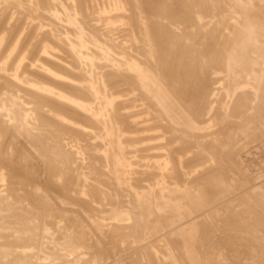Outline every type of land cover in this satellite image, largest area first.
<instances>
[{
    "label": "bare ground",
    "instance_id": "1",
    "mask_svg": "<svg viewBox=\"0 0 264 264\" xmlns=\"http://www.w3.org/2000/svg\"><path fill=\"white\" fill-rule=\"evenodd\" d=\"M6 1H8L9 2V4H10V2L13 4L14 2V4L16 5V4H18V6L20 5V6H22L23 8H25V9H27L28 10V13H29V11H31L29 14H31L32 13V15H34V14H37V16L39 17V15L41 16V19H44L45 18V20H43L44 22L45 21H49L48 23L49 24H51V23H53V22H56L57 24H58V26L57 25H55L57 28H58V30H59V33H57V31H55V27H54V24H52L53 25V27H51L50 29H47V36H49L50 35V38H53V40H54V42L55 41H57V44H59L58 42H60V43H62V46L59 44V46L60 47H63L64 46V48L65 49H63V51L65 52V55H63V56H61V52H59V53H56V55L54 54V56L56 57V56H58L60 59H62V60H64V61H58V60H56V62H59L60 63V65H58L59 67L57 68H55V66L57 65V64H59V63H55L54 65L52 64V62L51 61H46V60H44V58L41 56V59H43V61H41V63H39V62H34L33 60V64L35 63V64H37V66H35V64H34V66H33V68H31L32 69V71H31V73H35L36 72V74L37 75H34V76H37V79L35 78H31V76L33 75V74H30L29 75V73L30 72H28V71H24L25 73H28L27 75H25V76H23V68L26 70L27 68H29V67H27L26 68V65L28 66V63L26 62V61H24V62H22V63H20L19 64V66L15 63V65H17L18 67H17V72H16V74H15V77H13L12 76V72H10L9 70H8V68H10V64L11 63H7V64H9L8 65V68H7V65H0V97L3 99V97L5 98V99H7L8 100V103H5L6 102V100L5 101H1L2 102V105H3V103H5V104H7V105H4V108H3V110H0V121H2L3 119H4V121H7V123H5V124H8V123H10V124H14V125H16V126H18V127H20V128H22L20 125H19V122H21V120H23V119H26V124L24 125L25 127H23V130L24 131H26L27 133H31V132H34L35 130H34V128L36 127V126H34V124H33V118L35 117V118H38V120H40L39 118H41V120H43V124H46L47 123V125H49V128L48 127H46L47 129H48V133L46 132V134H47V137H46V135H41L42 137H46L45 139H44V141H43V138H41V136H40V138L42 139V143L40 144V146L43 148V149H45V151H46V154L49 156L48 157V160H49V162L47 163L46 162V158L44 159L45 160V162H46V166L48 167V165L47 164H50V169L47 171L49 174L46 176V181H47V183L46 184H48V186L50 187V189L48 188V190H50L51 192H53V194L55 195V199H57V198H61L60 200H62V199H65V201H62V202H66L67 200L69 201H71V202H74V204L73 203H71V205H77V204H79L80 203V205H82L83 204V207H84V205H86V206H88L90 209H91V207H90V202H92V201H88L89 199H86V198H88V197H85V196H82V194L83 193H86L87 195H90V194H96V195H98L97 194V191L98 192H100L98 189H99V184H102L101 186H103V185H107L108 186V189H110L111 191L110 192H108V190H105L104 192L106 193V191L108 192V194H110V201H111V195H112V200H113V203H108L109 205L107 206L106 204H103L104 203V201H105V199H106V197H105V199H104V201H102L103 203V206H105V208H106V210L104 209H100L102 206V204H100L101 203V201L100 200H103V195H102V193H101V196H102V199H100L99 201H100V205L98 204V206L100 207H98L97 205V207L99 208V209H97L96 207H93V209H95V210H97V211H100V213L102 212V211H107V212H103L102 214L103 215H105V213L106 214H108V215H106L105 217H102V219L104 220V218L106 219V218H108V219H111L112 221H113V223H112V226H110V225H108L106 222V224L108 225H106L107 226V229H108V227L110 226V227H112V229L110 230L111 231V238L112 237H116V236H118L119 237V235L118 234H122V235H124V234H126L127 233V236H126V238L127 239H129L128 237H129V231L127 230L128 228H129V225H130V223L129 224H127V221L129 222V215L131 214H133L134 213V211L132 210V209H130V208H128L127 206H131V205H129V203H128V205H127V202H125L124 200L126 199H124L123 200V203L125 202V204L127 205L126 207L127 208H125V206L122 204V198H124V197H122L121 196V193H122V189L123 188H125L124 187V183H125V181H127V177H126V174H127V169L128 168H130V167H128V166H133V165H136V164H133V162H131L129 159H132V157L135 155H133V156H131L130 154L132 153L133 154V152H132V150L131 149H133L132 147L135 145V147H136V145L138 144V143H141L142 145H144V147H140V148H143V149H146V150H141L142 151V153L144 152V151H147V150H152L153 148H158L159 149V151H152V153L151 152H149L148 154H146V156L148 157V159L147 160H144V162H147V161H151V163H152V165H154V164H156V166L158 167V168H160V170L161 171H159V172H156L155 173V175L156 176H154V177H159V176H161V178H159V179H156V180H153L154 182L153 183H149L148 182V180L146 181V177H145V180H143V181H146L148 184H145V182H144V184H143V181H140L139 179H137L138 178V175H137V180L136 181H138V182H142V185L139 183L138 184V182H136V183H133L132 184V182H131V189H134L135 188V190H130V187H129V189L128 188H126V190L128 189V190H130V192L129 193H131V191H133L132 193H134V195L136 196V204H134V205H138V206H141V208L144 210L145 209V212L147 213V215L146 214H144V215H146L147 216V218H146V216H145V218L146 219H141L140 217H138V218H140L141 220H139V219H137L136 220V225H137V227H143L144 228V231L142 232V234L144 233V235H143V237H146L145 236V234H147L148 232H150L149 231V229L150 230H152V227H149L150 225L149 224H154L155 222V225H151V226H156L157 227V229H158V231L157 230H155L154 228H156V227H153V229L155 230V231H157V232H159V231H161L162 229H165V228H168V226L167 225H169L170 226V223H171V219H170V217H172V216H176V214H178L177 212H176V214H171V213H169V208H172L173 206H168V204L165 206L166 208H164V206H163V204H164V202H162L160 199H158V200H160V201H158L156 198L157 197H160V196H162L164 193L165 194H167V192H166V190H167V186H166V181H164L163 179L166 177V175H167V171H169L170 170V168H172V167H170V164L171 163H175L176 161H175V159H179L180 160V162L182 161V156H180L179 157V153L177 154L178 155V157H175L174 155H173V153L171 152V150L169 149V148H167V146L168 145H171V144H169L168 143V145H166L165 143H163L162 141H164L167 137H169V135L167 136V135H165V133L167 134V132H162L161 130L160 131H158L159 133H157L156 134V132H153V133H149V134H147V133H145V132H142V129H144V130H146V132H152L153 130H155V129H157L156 127H160V126H162V128H165V127H167V129L168 130H170V128H171V131H170V133L172 132V131H174V132H179L178 134H182L183 135V138L185 139V137L186 138H188V139H192L193 141L192 142H195V145L197 146L196 148L199 150V151H201V150H203V149H205L207 146L206 145H208L209 146V144H210V141L212 140V139H215V141H216V139L218 138L217 136H213L212 137V139H210V140H208L207 139V137L208 136H210V135H214L213 134V125H215V124H218V122L220 121L219 120V118L220 119H222L221 118V116H224V118L226 117V119L225 120H223L222 119V121H223V123H224V125H225V123H229V125H227V128L231 125L232 126V128L235 130V134H234V137H235V135L237 136L238 134H240V131H243V129H242V127L244 126V121L245 120H247V119H249L251 122H253V123H255V124H257V127L255 128V131L254 132H252V133H256L257 135H260L261 137H264V0H223L227 5H228V8L230 7L231 9H227V10H231V14L229 13H227V16L228 17H231L232 19H233V21L231 22L230 20H228L229 22H231L230 23V25H225V26H223V30L224 31H222V30H220V32H217V34L215 35H213L212 34V36H213V38H215V36L217 37V38H221L222 36H223V39L221 40V42L219 41L217 44L220 46V48H216V47H214V43L213 42H211L210 41V43L208 44V46L210 45V46H212L213 48H216V49H218L219 50V52H220V54L218 55L219 56V58L221 59V60H219L218 62H219V64H220V66L218 67V65H216V66H214L213 68H215V67H218V69L219 70H221V73H222V75L221 74H219V72H218V74L219 75H221V76H219V77H217L219 80H220V87H218L219 89V95L218 94H216V95H218V98H217V102H216V104L218 103V106L217 105H215L216 107H218V108H216V110H214L215 108H214V105L212 106V104L213 103H210V105H211V109H209L208 107H207V104H206V107L207 108H205L206 110L207 109H209L208 111H205V112H209L208 114H206L205 112H203V113H205V115L207 116L206 118H204V115H202L203 117V119L201 120L200 118H201V115L199 116L200 118H198L197 117V113H198V115L200 114L199 112H197V113H195L196 111H197V109H196V104L194 105L195 107H194V109H192L193 107H192V105H190V106H188V105H186L185 104V102H186V100H187V98H186V95H187V91L185 92V90H188L189 91V89H183L184 91H183V93L185 92V94H184V96L185 97H182V95H183V93H179L180 91H179V88L178 87H176V86H179V85H176L175 86V84L174 83H172L171 82V80L169 81V78L166 76L167 75V73H166V75H165V71H162L161 72V70H164V69H160L161 68V65L162 64H160L161 62L163 63L164 61H166L167 59H165V60H163L164 59V57L166 58H169L168 56H164L163 57V54L162 55H160L161 56V58H159L160 59V61H159V59L157 58V56L158 57H160L158 54H157V56L155 55L156 53H153L154 52V50H153V52L152 51H147V52H149V54L147 53V54H145V53H143V52H145L146 50H149V49H147L146 48V46L148 47V45L150 46L151 44L153 45V43H147V45L146 44H144V42H143V40L141 41V42H143V44H144V46H145V48L146 49H143L142 48V44L141 43H139L138 41H136L138 44H141L142 46H140L141 47V49L140 48H137V49H140V52H138V53H142L143 55H142V57H138L136 54H134V52H130L131 50H129L130 48H131V44H130V46H129V48H127V46L125 45L126 44V42H125V44H122V40L119 42V43H115V41H116V39H114V42L112 41L111 42V40H109V39H107V37H108V35H107V37H103L104 35H106V33L105 34H103V32H105V31H103V28H102V26H101V28L102 29H100L99 27V30H101L102 31V33L101 34H103V36L100 34V32L98 31H96V30H98V28L97 29H95V32H93V30H92V26L93 25H91V29H90V27H88L87 26V24L88 25H90V23L92 22V21H94L93 20V18L91 17H88L89 15H91L89 12H87V14H88V16H85L86 14H85V12H83V11H81V13H82V16H83V13L85 14L84 16L85 17H88V18H90V19H92V21L90 22V23H87V22H89V19L88 18H85V20L86 19H88V20H84V19H82L81 18V16H80V12H79V7H78V2L80 1H76L75 2V0H39V1H46L45 2V4H47V5H45V6H47L46 8H45V6H42V7H44L45 8V10H44V8H42V7H40V6H38V7H35L36 6V3L38 4V0H5V2ZM81 1H83V0H81ZM116 1V0H115ZM136 2L135 3V5L136 4H141V3H143V2H147V4H148V6H149V3H152V2H154L153 0L151 1V2H149L148 3V1H150V0H133V2ZM157 1V0H156ZM165 1V0H164ZM163 1V2H164ZM172 1V0H171ZM170 1V2H171ZM183 1H185V0H183ZM195 1V0H194ZM194 1H192L193 3H194ZM199 1V0H198ZM201 1V0H200ZM208 1H210V0H208ZM207 1V2H208ZM220 1H222V0H220ZM220 1L218 2L219 3V5H220ZM2 2H3V0H2ZM1 2V3H2ZM89 2V1H88ZM88 2H86L87 4H88ZM123 2V1H122ZM127 2V1H126ZM130 2H131V0L129 1V4H130ZM169 2V1H168ZM186 2H187V0H186ZM191 2V1H190ZM189 2V4H191ZM216 2H217V0H216ZM4 3V2H3ZM42 3V2H41ZM76 3H77V6H76ZM83 3H85L84 1H83ZM83 3H81L82 5H80V6H82V8H83ZM160 3H162V2H159L158 1V3H156V4H160ZM175 3V2H174ZM181 3V2H180ZM188 3V2H187ZM187 3L186 4H184V5H187ZM199 3V2H198ZM212 3H214L213 2V0H212ZM218 3H216V5L218 4ZM222 3V2H221ZM8 4V3H7ZM7 4H5V5H7ZM80 4V3H79ZM87 4H85L86 6H89L91 3L89 2V5H87ZM95 4V3H94ZM121 4V3H120ZM125 4V3H124ZM128 4V3H127ZM128 4V5H129ZM134 4V3H133ZM153 4V3H152ZM171 4V3H170ZM172 4H173V2H172ZM182 4V3H181ZM188 4V6H187V8H189V5ZM203 3H201V5H202ZM215 4V3H214ZM224 4V3H223ZM3 5V4H2ZM1 5V6H2ZM107 5V4H106ZM112 6H113V2H112V4H111ZM142 5V4H141ZM157 5V6H158ZM193 5V4H192ZM196 5V4H195ZM201 5H198V6H201ZM209 6H210V4H208ZM222 5V4H221ZM8 6V5H7ZM20 6H19V8H20ZM85 6V7H86ZM92 6V5H91ZM95 6V5H94ZM100 6V5H99ZM115 6V5H114ZM121 6V5H120ZM125 6V5H124ZM132 7L133 8V5L131 4V5H129V6H125L127 9H128V7ZM143 6V5H142ZM145 6V5H144ZM154 6L155 5H152V7L154 8ZM156 6V7H157ZM178 6V5H177ZM180 6V5H179ZM183 6V5H182ZM104 7V6H103ZM107 7V6H106ZM139 6H137L136 8H135V6H134V8H135V10L138 8ZM156 7H155V9H154V13H155V11L156 10H158V15H159V11H160V9H156ZM159 7V6H158ZM157 7V8H158ZM160 7H164V4L162 5V6H160ZM159 7V8H160ZM194 7V6H193ZM215 7V6H214ZM3 8H5V6L4 7H2V9ZM22 8V9H23ZM88 9H89V7H87ZM94 8H96V7H94ZM119 8V7H118ZM143 8V7H142ZM149 8V7H148ZM150 8H151V6H150ZM165 8V7H164ZM164 8H163V10H162V12L164 11ZM166 8H167V5H166ZM168 8H169V6H168ZM197 6L195 7V10H193V11H198L197 9H199V8H197ZM201 8H204L205 9V5H204V7H201ZM200 8V9H201ZM211 8V7H210ZM213 8V7H212ZM219 8H221V6L219 7ZM218 8V9H219ZM226 8V7H225ZM0 9H1V7H0ZM12 9V8H11ZM15 9V8H14ZM21 9V8H20ZM24 9V11H26ZM38 9H43V12H39V10ZM91 11H92V13H93V8L91 7ZM99 9V8H98ZM183 9H185V8H183ZM204 9H202L203 11H204ZM222 10L224 9V8H221ZM16 10V9H15ZM81 10H84V9H81ZM86 10V9H85ZM84 10V11H85ZM104 10V9H103ZM116 10V9H115ZM118 10V9H117ZM129 10L131 11L132 9H130L129 8ZM129 10H127V12L129 11ZM135 10H133V11H131L132 12V14L134 13V11ZM139 10H141L140 9V7H139V9H138V11ZM144 10H145V8H144ZM143 10V11H144ZM175 10V9H174ZM208 10H210L209 8H208ZM208 10H206V11H208ZM212 10V9H211ZM216 10V11H215ZM215 13L216 12H218L219 10H217V8H215ZM222 10H220L221 12H222ZM9 11V10H8ZM20 10H18V12H19ZM23 11V10H22ZM90 11V10H89ZM90 11V12H91ZM95 11H98L97 9L96 10H94V12ZM137 11V10H136ZM135 11V12H136ZM169 11H171V10H169ZM168 11V12H169ZM182 11V10H181ZM189 11H192V10H190L189 9ZM189 11H188V9H187V11H186V13L188 12L189 13ZM192 11V12H193ZM223 11H226V10H223ZM27 12V11H26ZM102 12V11H101ZM141 12V11H140ZM152 12V11H151ZM161 12V13H162ZM165 12V11H164ZM163 12V13H164ZM201 12V11H200ZM200 12L198 11V13L199 14H195L196 16V19L198 18L200 21H205V19H206V17H205V19L203 18L204 16L202 15H200ZM205 12V11H204ZM4 13V12H3ZM16 13V12H15ZM104 13V12H103ZM109 13V12H108ZM115 13V12H114ZM130 13V12H129ZM144 13L145 12H143V15H144ZM153 13V12H152ZM155 13V14H156ZM167 13V12H166ZM165 13V14H166ZM172 13H173V10H172ZM175 13H178V12H176L175 11ZM203 13V12H202ZM207 13V12H206ZM208 13H211V11L209 12L208 11ZM208 13L206 14L207 16H208ZM94 14H96V12L94 13ZM132 14L130 15L131 16V20H134L135 21V18L134 17H132ZM137 14V13H136ZM168 14V13H167ZM171 14V13H170ZM179 14V13H178ZM205 14V13H204ZM212 14V13H211ZM221 14V13H220ZM223 14V13H222ZM0 15H1V13H0ZM4 15V14H3ZM5 15H7V14H5ZM103 15V14H102ZM108 15V14H107ZM125 14L123 13V12H121V13H115V16L114 15H111L110 17H107V21H115V18L114 17H122L123 18V16H124ZM138 16L140 15V13H138L137 14ZM142 15V16H143ZM152 15H154V14H152ZM157 15V16H158ZM182 15V14H181ZM181 15H179V17L181 16ZM184 16H185V14H183ZM182 15V16H183ZM187 15V14H186ZM215 15V14H214ZM217 15V14H216ZM224 15V14H223ZM225 15H226V12H225ZM225 15H224V17H225ZM30 16V15H29ZM84 16H83V18H84ZM101 16V15H100ZM105 16V15H104ZM135 16V15H134ZM137 16V18L136 19H139V17ZM145 16V15H144ZM147 16V15H146ZM145 16V17H146ZM148 16L150 17L151 16V13H150V15L148 14ZM146 17V18H149V17ZM154 16H156V15H154ZM154 16L152 17V18H154ZM156 16V17H157ZM165 16H167V15H165ZM169 16V15H168ZM171 16V15H170ZM174 17L176 16V15H173ZM181 16V17H182ZM193 16V15H192ZM30 17H34V16H30ZM38 17H37V19H38ZM43 17V18H42ZM103 17V16H102ZM105 17V18H106ZM178 17V16H177ZM180 17V18H181ZM190 18H191V16H189ZM188 17V18H189ZM213 17V16H212ZM220 17V16H219ZM7 18V17H6ZM20 18V17H19ZM40 18V17H39ZM94 18H95V16H94ZM100 18V17H99ZM104 18V17H103ZM116 18V19H117ZM134 18V19H133ZM140 18H142V17H140ZM145 18V19H146ZM151 18V17H150ZM146 19L148 22H149V20H151V19ZM160 18H162V17H157L156 18V20L157 19H159V21H160V23H161V19ZM165 18V17H164ZM167 18V17H166ZM170 17H168V19H169ZM179 18V19H180ZM184 18V17H183ZM182 18V19H183ZM185 18H186V16H185ZM188 18H186V19H188ZM189 18V19H190ZM209 18V17H208ZM214 18H216V17H214ZM227 18V17H226ZM15 19V18H14ZM13 19V20H14ZM21 19V18H20ZM40 19V20H41ZM49 19V20H48ZM102 19V18H101ZM114 19V20H113ZM119 19V18H118ZM121 19V18H120ZM145 19H143V20H145ZM155 19V18H154ZM171 19V21H173L174 22V19L175 18H170ZM169 19V20H170ZM173 19V20H172ZM176 19H178V18H176ZM178 19V20H179ZM182 19H181V21H182ZM210 19V18H209ZM220 19V18H219ZM230 19V18H229ZM231 19V20H232ZM6 20V19H5ZM13 20H11V22L13 21ZM106 20V19H105ZM104 20V21H105ZM127 20V19H126ZM129 20H130V18H129ZM131 20H130V22H128V23H131ZM156 20H154L155 22H156ZM185 20V19H184ZM191 20H193V18H191ZM187 21V23L188 22H190L188 25H192V21ZM218 20V19H217ZM220 20H224V23H225V19L224 18H222V19H220ZM3 21V20H2ZM7 21V20H6ZM25 21V20H24ZM43 21H41V22H43ZM51 21H53V22H51ZM103 21V20H102ZM101 21V22H102ZM107 21H105V22H107ZM124 21V20H123ZM140 21V20H139ZM139 21H137L136 22V26H138V22ZM141 21H142V19H141ZM153 21V22H154ZM164 21V20H163ZM168 21V20H167ZM180 21V20H179ZM178 21V22H179ZM186 21V20H185ZM184 21V22H185ZM194 21H197V20H193V22ZM221 21V22H222ZM33 22V21H32ZM38 22V21H37ZM43 22V24H45ZM95 22V21H94ZM100 22V23H101ZM142 22H144V21H142ZM144 22V23H146L145 25L146 26H142V24L144 25V23H142V24H140V26H141V28L143 27V28H145V30H147L148 29V27H150V30H149V32L152 30L151 29V26H149V23L151 22ZM169 22V21H168ZM207 22H209L208 24L209 25H212V20H209V21H207ZM217 22H220V21H217ZM217 22H216V26H218L217 25ZM25 23V22H24ZM39 23V22H38ZM37 23V24H38ZM55 23V24H56ZM96 23V22H95ZM95 23H92V24H95ZM115 23H116V21H115ZM118 23V22H117ZM116 23V24H117ZM122 23V22H121ZM125 23V22H124ZM123 23V24H124ZM133 23V22H132ZM140 23V22H139ZM147 23H148V26H147ZM157 23V22H156ZM160 23H159V25H160ZM164 23H166L165 21H164ZM195 23V22H194ZM199 23V22H198ZM202 23V22H201ZM214 23H215V20H214ZM223 23V24H224ZM1 24V23H0ZM15 24H16V22H15ZM30 24H32V23H30ZM59 24L61 25V27L59 28ZM102 24V23H101ZM112 23H110V25H111ZM161 24H163V22L161 23ZM171 24V23H170ZM179 24H180V22H179ZM200 24V23H199ZM204 24V23H203ZM219 24V23H218ZM3 25V24H2ZM9 25V24H8ZM39 26H40V24H38ZM46 25V24H45ZM97 25V24H96ZM100 25V24H99ZM113 25V24H112ZM117 25H120V24H117ZM172 25V24H171ZM175 25V24H174ZM181 25H183V22H182V24ZM180 25V26H181ZM191 25L189 26V28H190V32L191 33H193L192 32V30H194V32L196 33V30L195 29H191ZM221 25V24H220ZM219 25V26H220ZM17 26H19V25H17ZM109 26V25H108ZM107 26V27H108ZM156 26V25H155ZM154 26V27H155ZM170 26V25H169ZM184 26L185 25H183V28H184ZM187 26V25H186ZM185 26V27H186ZM199 26V28H200V25H198ZM205 26H208L207 25V23H206V25H204V27ZM3 27V26H2ZM6 27V26H5ZM11 27V26H10ZM28 27V26H27ZM32 27V26H31ZM117 27V26H116ZM119 27V26H118ZM117 27V28H118ZM125 27V26H124ZM127 27V26H126ZM133 27V26H132ZM146 27H147V29H146ZM164 27V26H163ZM171 28H172V26H170ZM177 27V26H176ZM179 27V26H178ZM192 27L193 28H195L196 26H193L192 25ZM211 27V26H210ZM207 28V27H205V29L207 28V29H211V28ZM33 28H35V27H33ZM32 28V29H33ZM37 28V27H36ZM39 28V27H38ZM87 28H89L90 30H88ZM95 28V25L93 26V29ZM109 29L108 30H111L110 28L111 27H108ZM139 28V27H138ZM143 28H142V30H143ZM157 28V27H156ZM155 28V31H157V29H161L160 27L159 28H157L156 29ZM174 28H175V26H174ZM181 28H182V26H181ZM187 28H188V26H187ZM187 28H184L185 30L187 29ZM197 28V27H196ZM2 29V28H1ZM114 29V28H113ZM125 29H127V28H125ZM125 29H123L124 31H125ZM130 29H131V27H130ZM140 29V28H139ZM167 29H168V26H167ZM204 29V30H205ZM220 29V28H219ZM219 29H216V30H218L219 31ZM9 30H11V29H9ZM19 30V29H18ZM20 30H21V28H20ZM19 30V31H20ZM28 30V29H27ZM41 30V29H40ZM92 30V31H91ZM108 30H106V31H108ZM134 30H136V27L134 28ZM138 30V29H137ZM142 30H140L139 32H141ZM163 30V29H162ZM166 30V29H165ZM164 30V31H165ZM173 30V29H172ZM177 30V32H181V29L179 28V30L178 29H176ZM176 30H173V32L174 33H176ZM212 30H214L213 28H212ZM212 30H210V31H212ZM46 31V30H45ZM63 31V32H62ZM127 31H129V28L127 29ZM130 31H133V29L132 30H130ZM144 31V30H143ZM160 30H158L157 31V33L159 32ZM163 31V32H164ZM170 30L168 29V32H169ZM200 31V30H199ZM198 30H197V33L199 32ZM14 32V31H13ZM12 32V33H13ZM126 32V31H125ZM125 32H124V34H125ZM134 32V31H133ZM137 32V31H136ZM147 32H148V30H147ZM148 32V33H149ZM154 32V31H153ZM172 32V31H171ZM172 32V33H173ZM184 32V31H183ZM186 32H187V30H186ZM186 32H184L183 33V35H185V37H186V39L188 40V38H187V36L186 35H188V34H186ZM203 32H205L206 33V35L208 34L207 33V30L206 31H203ZM15 33V32H14ZM40 33V32H39ZM43 33V32H42ZM44 33H43V36H44ZM65 34V35H62V34ZM108 33V32H107ZM126 33H128V32H126ZM151 33V36H153V34H152V32H150ZM170 33V32H169ZM171 33V34H172ZM202 33V32H201ZM201 33L200 34H198V35H201ZM211 33V32H210ZM8 34V33H7ZM6 33H5V35H7ZM111 34V33H110ZM130 34H131V32H130ZM135 34V33H134ZM137 34H139V33H137ZM140 34H142V32L140 33ZM146 34V33H145ZM156 34V33H155ZM4 35V34H3ZM12 35V34H11ZM23 35H26V34H23ZM33 35V34H32ZM37 35V34H36ZM121 35V34H120ZM136 35V34H135ZM148 34H146V36H147ZM150 35V34H149ZM148 35V36H149ZM157 35V34H156ZM166 35V34H165ZM164 35V36H165ZM175 34H172V36L173 37H175L174 36ZM176 35H177V33H176ZM180 35H182L181 33H180ZM182 35V36H183ZM191 35H193V34H191ZM190 35V36H191ZM196 35V34H195ZM194 35V36H195ZM41 36H42V34H41ZM42 36V37H43ZM113 36H114V34H113ZM112 36V37H113ZM124 36H127V35H124ZM133 36V35H132ZM132 36H130L129 35V37H131L132 38ZM137 36V35H136ZM142 36H145V35H141V37ZM158 36L160 37V34H158ZM168 36V35H167ZM181 36V37H182ZM189 36V35H188ZM194 36H192V37H194ZM211 36V34H210V38L212 37ZM5 37V36H4ZM7 37V36H6ZM14 37V36H13ZM26 38H27V36H25ZM24 36H22V38H25ZM35 37H39L40 39V41H41V44L43 45V43H42V40H44V39H46V38H48V37H46L45 38V36H44V39L42 38V37H40V36H35ZM110 37V36H109ZM140 37V38H141ZM155 37V36H154ZM157 37V36H156ZM155 37V38H156ZM169 37H171L170 36V34H169ZM177 37V36H176ZM184 37V36H183ZM182 37V38H183ZM196 37V36H195ZM202 37V36H201ZM201 37L200 38H197V39H200L201 40ZM207 37V36H206ZM205 37V38H206ZM21 38V39H22ZM50 38H48V39H46V40H49ZM114 38H116V37H114ZM124 38V37H123ZM133 38H135V39H140L139 38V35L137 36V38L136 37H133ZM151 39H153L152 37H150ZM154 38V39H155ZM158 38V37H157ZM166 38V37H165ZM164 38V39H165ZM209 38V37H208ZM212 38V39H213ZM225 38V39H224ZM2 39V38H1ZM11 39V38H10ZM142 39H144V38H142ZM147 39H148V37H147ZM146 39V40H147ZM154 39H153V42H154ZM159 39V38H158ZM169 39V38H168ZM174 38H172V40H173ZM204 39V38H203ZM5 40H7V39H5ZM18 40V39H17ZM36 40V39H35ZM34 40V41H35ZM38 40V39H37ZM36 40V41H37ZM38 40V41H39ZM52 40V39H51ZM52 40V41H53ZM113 40V39H112ZM125 40V39H124ZM132 40V39H131ZM141 40V39H140ZM150 40V39H149ZM169 40H171V38L169 39ZM172 40H171V42H169L170 44L172 43ZM175 40V39H174ZM177 40V39H176ZM179 41H181V39H178ZM177 40V43H173V45L174 44H178V46H179V41ZM199 40V41H200ZM205 40V39H204ZM204 40H202V42L204 41ZM214 40V39H213ZM212 40V41H213ZM2 41V40H1ZM22 41V40H21ZM52 41H51V43H52ZM148 41V40H147ZM146 41V42H147ZM189 41V40H188ZM198 41V40H197ZM206 41V40H205ZM209 41V40H208ZM215 41V40H214ZM6 42V41H5ZM19 41H17L16 42V44L18 43ZM30 42H31V40H30ZM54 42H53V44H54ZM117 42V41H116ZM131 42V41H130ZM149 42V41H148ZM157 42H159V41H157ZM157 42H155V43H157ZM162 42V41H161ZM166 42V41H165ZM175 42V41H174ZM190 42V41H189ZM193 41H191L190 43H192ZM195 42H196V39H195ZM202 42H200L201 44H202ZM7 43V42H6ZM32 43V42H31ZM37 43V42H36ZM40 43V42H39ZM44 43H45V40H44ZM136 43V44H137ZM154 43V44H155ZM186 44H188L187 42H185ZM199 43V42H198ZM4 44V43H3ZM2 44V45H3ZM23 44V43H22ZM33 44H35V42H33L31 45H33ZM40 44V45H41ZM56 44V43H55ZM56 44V45H57ZM127 44H128V42H127ZM135 44V43H134ZM136 44H135V49H136ZM169 44V46H168V49L170 48V47H172L171 45ZM180 44H182V43H180ZM193 44V43H192ZM204 44V43H203ZM215 44H216V42H215ZM217 44H216V46H217ZM8 45V47H10L11 45H13V43H10V44H7ZM15 45V44H14ZM21 44H19V47H21L20 46ZM35 45H37V44H35ZM34 45V47H37V46H35ZM55 45V46H56ZM94 45V46H93ZM168 45V44H167ZM176 45H174V46H176ZM190 45V44H189ZM194 45V44H193ZM221 45H222V47H221ZM54 46V47H55ZM115 46H117V48H115ZM134 46V45H133ZM154 46V48H155V45H153ZM156 46H158L157 44H156ZM165 46V45H164ZM173 46V47H174ZM178 46H176L175 48H178ZM182 46H185V45H183L182 44ZM195 46V45H194ZM193 46V47H194ZM196 46H198V44L196 45ZM4 47H6V45L4 46ZM13 48H14V46H12ZM25 47V46H24ZM41 47V46H40ZM56 47H58V46H56ZM139 47V46H138ZM158 47H161V45L160 46H158ZM172 47V48H173ZM181 46H179V49H181L180 48ZM187 47H192V46H187ZM187 47H184V50H183V52L185 51V48H187ZM192 47V48H193ZM11 48V47H10ZM13 48H12V51H13ZM15 48H17V46L15 47ZM26 48V47H25ZM28 48V47H27ZM31 48H32V46H31ZM30 48V49H31ZM38 48H39V45H38ZM51 48V47H50ZM49 48V46H48V44H47V46H44V51L43 52H45L44 54H46V53H49V54H52V51H51V49ZM149 48V47H148ZM153 48V49H154ZM164 48H167V47H164ZM189 49L188 50V48H187V50H188V52H187V50H186V52H184V53H182L181 52V55L183 56V58H184V55L185 56H188V58H191V59H194V62H195V59L198 61V58H197V56L199 57V52L197 53L196 51V53L198 54H196V53H194V51L193 50H195L194 48L193 49ZM199 48H201V45L199 46ZM204 48V47H203ZM8 48H6V50H7ZM19 49V48H18ZM22 49H24L23 48V45H22ZM40 49H42L43 50V46H42V48H40ZM53 49H55V48H53ZM59 49H61V48H59ZM128 49V50H127ZM134 49V48H133ZM143 49V50H142ZM152 49V48H151ZM156 49V48H155ZM158 50H160V48H157ZM156 49V50H157ZM162 49H163V47H162ZM207 49V48H206ZM205 49V50H206ZM3 50L4 49H0V53H2L3 52ZM5 50V51H6ZM16 50V49H15ZM20 50V49H19ZM33 49H31V51H32ZM145 50V51H144ZM164 50V49H163ZM173 50H174V48H173ZM197 50V49H196ZM199 50V49H198ZM218 50H215L217 53H215V51L213 52V53H215L214 55H216V54H218ZM2 51V52H1ZM4 51V52H5ZM12 51H10V50H8L7 52H12ZM17 51V50H16ZM28 51H29V49H28ZM30 51V53H32ZM37 51V53L40 51H38V49L36 50ZM55 51H57V50H55ZM61 51H62V49H61ZM62 51V52H63ZM134 51V50H133ZM169 51V50H168ZM166 52V54L167 53H170V52ZM171 51V50H170ZM6 52V53H7ZM14 52V51H13ZM18 52V51H17ZM24 52H27V51H24ZM42 52V51H41ZM159 52V51H158ZM203 52V49L201 50V54H203L202 53ZM207 52H208V50H207ZM30 53L28 52V54L30 55ZM160 53H162V52H160ZM159 53V54H160ZM173 53V51H171V54ZM174 53H175V51H174ZM209 53V52H208ZM211 53V52H210ZM20 54V53H19ZM39 54H41L40 52H39ZM44 54H41V55H44ZM62 54H64V53H62ZM145 54V55H144ZM194 54H196L197 56H195ZM212 54V53H211ZM222 54V55H221ZM2 55V54H1ZM4 55V54H3ZM2 55V56H3ZM15 55H16V52H15ZM28 55V56H29ZM53 55V54H52ZM167 55H169V54H167ZM196 57H194V56ZM204 55V54H203ZM220 55L222 56V58L220 57ZM1 56V57H2ZM4 56H6V54L4 55ZM8 56V55H7ZM10 56H12V53L10 54ZM17 56H18V54H17ZM17 56H14V57H17ZM26 56V55H25ZM31 56V55H30ZM29 56V57H30ZM46 56H48L47 54H46ZM46 56H44L46 59H47V57ZM140 56H141V54H140ZM144 56H146L145 58H143ZM181 56V57H182ZM205 56V55H204ZM203 56V57H204ZM211 56V55H210ZM209 55H208V57H210ZM217 56V55H216ZM217 56V57H218ZM14 57H13V59H14ZM28 57V58H29ZM35 57H36V55H35ZM37 57H38V55H37ZM180 57V56H179ZM201 57H202V55H201ZM207 56H206V58L209 60L210 58H208ZM5 58V57H4ZM4 58H3V60H4ZM28 58H26V59H28ZM49 56H48V60H49ZM57 58V57H56ZM171 58V57H170ZM213 57H211V59H212ZM218 58V59H219ZM11 59V58H10ZM9 60V59H7V60H9V61H14V60ZM18 59H20L19 57H18ZM36 58H34V60H35ZM40 59V58H39ZM38 59V60H39ZM106 60V61H109V62H111L112 64H113V66H115V67H117L116 68V72L114 71H111V70H109V71H107V69H104V67H108L107 66V62H103L104 60ZM176 59V58H175ZM190 59V60H191ZM201 59V58H200ZM207 59H206V61H207ZM211 59L209 60V61H211ZM216 59L217 58H215L214 57V60H215V62H216ZM2 60V61H3ZM21 60V59H20ZM52 60V59H51ZM100 60H103L102 62H100ZM171 60V59H170ZM185 60V58L183 59V64H184V61ZM189 60V59H188ZM205 59L203 58V61H204ZM5 62H6V60H4ZM16 61H18V60H16ZM36 61V60H35ZM40 61V60H39ZM45 61V62H44ZM53 61V60H52ZM160 62L159 64H157V62ZM168 61V60H167ZM181 61H182V59H181ZM186 61H187V57H186ZM208 62V61H207ZM212 62H213V59H212ZM18 63V62H17ZM165 63V62H164ZM163 63V64H164ZM172 63H173V61H172ZM180 63V62H179ZM187 63H188V61H187ZM186 63V64H187ZM191 63V62H190ZM206 63V62H205ZM204 63V64H205ZM214 63V62H213ZM4 64H6V63H4ZM174 64V63H173ZM192 64V63H191ZM194 64L195 63H193L192 65L193 66H191L190 68H192V67H194ZM200 64V63H199ZM201 64H202V62H201ZM200 64V65H201ZM203 64V65H204ZM210 63H208L207 64V67L208 68H210V66H208ZM214 64H218V63H214ZM108 65H110L111 66V64H109L108 63ZM157 65H159V66H157ZM164 65H166V64H164ZM163 65V66H164ZM175 65V64H174ZM197 65V64H196ZM206 65V64H205ZM12 66H13V68H14V65H13V63H12ZM113 66H111L112 67V70L114 69L113 68ZM171 66H172V64H171ZM179 67H180V69H181V67H182V64L180 63V65H178ZM178 66L176 67V65H175V67L176 68H178ZM111 67H109L110 69H111ZM166 67H170V64H169V66H166ZM165 67V68H166ZM186 67V66H185ZM188 69H190L189 68V63H188ZM12 68V69H13ZM97 68H99V69H101V70H97ZM184 68V67H183ZM196 68H198V65H197V67ZM201 68V67H200ZM203 68H206V66H203ZM213 68H212V66H211V69L213 70ZM30 69V68H29ZM103 69V70H102ZM167 69V68H166ZM165 69V70H166ZM179 69V70H180ZM186 69V68H185ZM188 69H187V72H188ZM193 69H195V67L193 68ZM215 69H217V68H215ZM217 69V70H218ZM10 70H11V68H10ZM115 70V69H114ZM172 71H170V73H168V75L170 76L171 75V79H173L172 77H175V76H177V73H181V71H179V72H177L178 70L176 69V70H173V69H171ZM202 70H204V69H202ZM206 70V69H205ZM210 69H208V71H209ZM212 70H210L211 72H213ZM10 73H9V72ZM30 71V70H29ZM43 72V73H45L44 74V78H46V80H53V82H48V81H46V80H44L42 77H43V73H42V75H41V72ZM111 71V72H110ZM167 71H168V69H167ZM166 71V72H167ZM177 72V73H174V72ZM189 71H192L191 73H189L190 75L191 74H193V73H195L196 72V69H195V72H193V70L192 69H190ZM208 71L206 72V71H203L204 73L206 72V73H208ZM215 71V70H214ZM21 72H22V74H21ZM108 72H110V73H108ZM112 72H113V75H116V73H119L118 74V79H119V82H120V84H121V81L120 80H122V79H124V81H122V83L124 82L125 84H127L126 86L127 87H129V92L128 93H130V92H133L134 91V95H133V98H125V96H128V94H126L125 92V94L123 93V90H128V89H126L125 87V89H123V90H120V89H118L117 88V91H116V86L119 84H117L116 82H115V79H113L114 80V82L117 84H115L112 80V82L113 83H109V82H111L109 79L112 77L111 75H109V74H112ZM164 72V73H163ZM182 72L183 73H186V71H183L182 70ZM198 72H200V69H197V72L196 73H198ZM163 73V74H162ZM196 73L194 74V76L196 75ZM205 73V74H206ZM200 74V73H199ZM210 74H213V73H210ZM209 74V76L210 77H212L211 75ZM119 75H122V79H120L119 78ZM185 75H187V74H185ZM190 75L188 76V77H190ZM198 75V74H197ZM208 74H206V75H201V76H207ZM215 75V74H214ZM111 76V77H110ZM179 76H181V75H179ZM178 76V77H179ZM182 76H184V74L182 75ZM209 76L207 77V78H209ZM110 77V78H109ZM117 77H114V78H117ZM124 77V78H123ZM185 77V76H184ZM193 77V76H192ZM197 78V80H198V77L199 76H196ZM109 78V79H108ZM113 78V77H112ZM182 78V77H181ZM187 78V77H186ZM195 77H193V79H194ZM206 78V77H205ZM206 78V79H207ZM175 79V78H174ZM173 79V80H174ZM176 79H177V77H176ZM175 79V80H176ZM183 79H185V78H183ZM191 79V78H190ZM190 79H188L189 81H190ZM196 79H194V80H196ZM203 79V78H202ZM202 79L201 80H199V82L200 81H202ZM213 79V78H212ZM216 79V78H215ZM215 79H213L214 81H217V79L215 80ZM177 81V80H176ZM184 81V80H183ZM189 81L187 82V83H189ZM205 81H207V80H204V82ZM209 81H211L210 83H212V80H211V78H209ZM208 81V82H209ZM179 82V81H178ZM190 82H194L193 80L192 81H190ZM196 82V81H195ZM195 82H194V85H195ZM198 81L196 82V84H197V87H198V89H199V87H200V89H203V90H197V91H200V92H198V93H201L202 95H203V97H202V103L205 105V103H208L209 104V101H210V99H209V97H210V95L212 94V92H211V90H212V88L214 89L215 88V86L214 87H212V88H210L209 89V85H212L213 86V84H214V82L212 83V84H207V82L206 83H204L203 81V83L201 82V84H203V85H201L200 86V83H199ZM219 82V81H218ZM217 82V83H218ZM183 83V82H182ZM120 84H119V87H120ZM179 84V83H178ZM185 84H186V81H185ZM111 85H112V87L114 88H112L111 87ZM122 86H123V84H121ZM189 85V84H188ZM194 85L193 84H190V86L188 87L187 85V87L188 88H190V90H191V88H194ZM218 85V84H217ZM182 86L184 87L185 85H180V88H181V90H182ZM193 86V87H192ZM118 87V86H117ZM186 87V88H187ZM196 88V87H195ZM195 88L194 89H192L193 91L195 90ZM208 89V90H207ZM111 90H113V91H111ZM119 90L121 91V92H119ZM195 90V91H196ZM119 92V93H118ZM127 92V91H126ZM180 95H178L177 93ZM188 93H190V92H188ZM192 93V92H191ZM193 93H196V92H193ZM209 93H210V95H209ZM217 93V92H216ZM131 94V93H130ZM197 94V93H196ZM191 95H194V94H191ZM198 95V94H197ZM215 95V96H216ZM138 96H139V99L141 98V99H145L146 98V101L147 100H149V101H147V102H145V100H142L143 102H144V104H146L145 106L148 108V109H146L147 110V112L150 114V116H151V114H153V116L157 119V116L159 117V120L161 119L162 121L164 120L165 122H166V124H165V122L163 123V124H158V125H156V124H154V123H150V122H148L149 120H151V119H153V118H150L149 117V114L147 115V114H145V115H141L142 114V111H141V113L140 114H138L137 112L135 113V112H133V111H136L134 108H132V107H135V105H136V102H135V100H137L138 101ZM195 96V95H194ZM191 97V96H190ZM201 97V96H200ZM196 98H197V96H196ZM208 98V99H207ZM191 100H192V98H191ZM190 100V101H191ZM214 100V98L210 101V102H212ZM141 101V100H140ZM140 101H138L139 103H140ZM141 101V102H142ZM187 101H189V100H187ZM196 102H197V100H195ZM216 101V100H215ZM142 102V103H143ZM195 102V103H196ZM214 102V101H213ZM187 103V102H186ZM189 103V102H188ZM193 103V102H192ZM201 103V101L199 102V104ZM251 103V105H249ZM1 105V104H0ZM141 105V104H140ZM46 106H47V108H46ZM139 106V105H138ZM137 105H136V108L138 107ZM1 107V106H0ZM3 107V106H2ZM142 106H140V108H141ZM198 107H199V105H198ZM203 107H205V106H203ZM139 108V109H140ZM144 108V107H143ZM131 109H133V110H131ZM138 109V108H137ZM154 110L155 112H153V113H151V110ZM200 109V108H199ZM212 109H213V111H212ZM144 111V110H143ZM193 111H195V112H193ZM224 111H226V113L224 112ZM146 111H144V113H145ZM146 112V113H147ZM201 112V111H200ZM222 112L223 113H225V115H220V114H222ZM155 120V119H154ZM153 120V121H154ZM158 120V121H159ZM161 120H160V122H161ZM4 121H2L1 122V124L2 123H4ZM24 121V120H23ZM23 121H22V123H23ZM33 121V122H32ZM44 121H45V123H44ZM145 121V122H144ZM35 122H37L36 121V119H35ZM42 122V121H41ZM142 122H144V123H142ZM139 123H142L140 126H139ZM155 123H156V121H155ZM159 123V122H158ZM221 123V122H220ZM219 123V124H220ZM1 124H0V127L2 128V126H1ZM21 124V123H20ZM39 124H41V123H39ZM3 125V124H2ZM36 125H38V123L36 124ZM221 126L223 125V124H220ZM7 126V125H6ZM46 126V125H45ZM212 126V130L211 131H209V127H211ZM221 126H219V128L221 127ZM8 127H9V124H8ZM8 127L6 128V131H7V129H8ZM11 127V126H10ZM17 127V128H18ZM223 127H225L226 128V126H223ZM223 127H221V128H223ZM260 127H262V128H260ZM5 128V127H4ZM12 128V127H11ZM10 128V129H11ZM36 128H39V127H36ZM45 128V127H44ZM218 128V127H217ZM224 128V129H225ZM16 129V128H15ZM91 129V130H90ZM166 129V128H165ZM164 129V130H165ZM230 129V128H229ZM2 130H4V129H2ZM21 129H19V131H20ZM158 130V129H157ZM168 130H166V131H168ZM216 130V129H215ZM223 130V129H222ZM221 130V131H222ZM226 130V129H225ZM224 130V133H226V131ZM232 130V129H231ZM6 131H4V133L6 134ZM22 131V130H21ZM218 132H219V129L217 130ZM217 131H216V133H217ZM220 131V132H221ZM230 131V130H229ZM1 132H3V131H1L0 130V133ZM10 132V131H9ZM37 132V131H36ZM40 132H41V130H40ZM173 132V133H174ZM212 132V134H210ZM37 133H39V132H37ZM42 133H43V131H42ZM223 133V136L225 135ZM237 133V134H236ZM241 133H243V134H245V135H247V133L246 132H241ZM26 134V133H25ZM45 134V133H44ZM64 134L66 135H71V137L72 136H74L73 138L74 139H76L77 137L78 138H80L81 137V139H82V136L84 135V137H83V139L82 140H84L85 139V136L86 135H93L96 139H94L95 141H92V142H94V146L92 147V144L89 142L90 140L87 138V136H86V138L88 139V141L86 140V142H88L87 144H85V145H87L88 146V148H85L86 146H83L84 144H82V142H85V141H82L81 142V145L84 147V151L86 152V154L87 155H89V157L91 158V161L88 163L89 165L91 164V165H93V166H91L90 165V167L92 168V170H93V172H90V173H93L94 174V172H98L101 176L103 175V177L102 178H100L97 182L99 183V184H97V182H96V184L93 186V185H91V184H80V181L78 182L79 184H78V189H80L79 191L77 190V192H74L76 189H73L71 186H73V180L75 179V177H73L74 176V173L73 174H71L72 172H71V170L74 168V166H73V162H74V159L78 156L77 155V153H79L80 151H83V150H81L82 149V147L79 145V146H77V147H81V149L80 148H76V149H78V151L76 150L74 153L77 155H75L74 153H71V152H69L70 151V149L68 150L67 149V151L65 150L67 147H69L70 145H67V147L65 146V149H63V147H62V144L59 142V141H62L61 140V137H63V139H65V140H67L66 138H64ZM82 135V136H79V135ZM175 134V133H174ZM218 134H221V133H218ZM226 134H228V130H227V133ZM30 135H32V134H30ZM66 135V136H67ZM181 135V136H182ZM215 135H217V134H215ZM256 135V136H257ZM3 136L5 137V135L3 134ZM26 136H27V134H26ZM65 136V137H66ZM162 136V138L157 142H154V143H152L151 141H153V139L154 138H159V137H161ZM175 136V135H174ZM185 136V137H184ZM226 136V135H225ZM224 136V138L225 139H228V138H230V137H232L231 136V132L229 133V136L227 135L226 137H228V138H226ZM259 136V137H260ZM1 137V136H0ZM7 137V136H6ZM12 137V136H11ZM28 137V136H27ZM30 137V136H29ZM28 137V138H29ZM35 137V136H34ZM37 137V136H36ZM94 137H92V138H94ZM180 137V136H179ZM221 137V135L219 136V138ZM234 137H233V140H235L234 139ZM258 137V136H257ZM258 137V138H259ZM33 138V137H32ZM38 138V137H37ZM67 138H69V137H67ZM72 138V139H73ZM77 138V139H78ZM91 137H90V139H92ZM174 138H176V137H174ZM209 138V137H208ZM222 138V137H221ZM3 138H1V140H2ZM34 139V138H33ZM71 139V138H70ZM169 138H167V140H168ZM170 139H172V136L170 137ZM178 139V138H177ZM264 139V138H263ZM262 139V140H263ZM7 140V139H6ZM35 140V139H34ZM33 140V142H35ZM187 140V139H186ZM224 140V139H223ZM229 140V139H228ZM232 140V142H235V141H233ZM8 141V140H7ZM7 141H5L6 143H7ZM30 142H31V140H29ZM38 141H39V139H38ZM64 141V140H63ZM62 141V142H63ZM185 141V140H184ZM220 141V140H219ZM4 142V141H3ZM11 142V141H10ZM26 142H27V139H26ZM65 142H67V141H65ZM69 142H71V141H69ZM80 142V141H79ZM169 142V141H168ZM176 142V141H175ZM190 142H191V140H190ZM192 142H191V144H192ZM214 142V141H213ZM0 143H1V141H0ZM36 143V142H35ZM35 143H33L34 145L33 146H35ZM99 143H100V145H99ZM170 143H171V141H170ZM181 143V142H180ZM179 143V144H180ZM184 143V142H183ZM185 143H186V141H185ZM219 143V142H218ZM221 143V142H220ZM228 143V142H227ZM226 143V144H227ZM229 143H231V141H229ZM32 144V143H31ZM30 144V145H31ZM67 144H69L68 142H67ZM71 144V143H70ZM98 144V145H97ZM101 144H102V146H101ZM214 144H215V142H214ZM233 144V143H232ZM3 145V144H2ZM11 145V144H10ZM9 145V146H10ZM74 145V144H73ZM133 145V146H132ZM139 145V144H138ZM178 145V144H177ZM176 145V146H177ZM220 145V144H219ZM218 145V146H219ZM221 145H222V143H221ZM6 146H8V144H6ZM19 146V145H18ZM37 146V145H36ZM132 146V147H131ZM141 146V145H140ZM166 146V147H165ZM172 146V145H171ZM184 146V145H183ZM189 146V145H188ZM188 146H186V147H188ZM192 146H193V144H192ZM212 146H213V148H214V145L212 144ZM216 146H217V144H216ZM215 146V147H216ZM223 146H224V144L221 146V147H217V149H219V148H221L220 150H224L223 149ZM4 147V146H3ZM20 147V146H19ZM38 147V146H37ZM36 147V148H37ZM94 147H98L97 149L96 148H94ZM129 147H131V149L129 148ZM179 147V146H178ZM177 147V148H178ZM231 147L235 150V148L231 145ZM5 148V147H4ZM28 148H29V146H28ZM36 148H35V150H36ZM70 148V147H69ZM73 148V147H72ZM127 148H129L130 149V156L129 155H126V154H128V153H126L125 152V149H127ZM177 148H175L176 150H177ZM179 148H181V147H179ZM185 148V147H184ZM210 148H212V147H209V149ZM213 148H212V150H208V151H218L216 148V150L214 149L213 150ZM15 149V148H14ZM30 149V148H29ZM38 149H39V147H38ZM74 149V148H73ZM72 149V150H73ZM80 149V150H79ZM100 150L101 152H96V150ZM139 149V148H138ZM137 149V150H138ZM163 149V150H162ZM171 149H172V147H171ZM189 149V148H188ZM206 149H208V147L206 148ZM206 149L205 150H203V151H206ZM233 149L232 150H230L229 151V153L231 152V151H233ZM3 150V149H2ZM42 150V149H41ZM71 150V151H72ZM95 150V152L96 153H94L93 151ZM135 150H136V148H135ZM134 150V151H135ZM172 150H174V148L172 149ZM184 150V149H183ZM219 150V151H220ZM1 151V150H0ZM18 151V150H17ZM16 151V152H17ZM33 150H31V152H32ZM40 151V150H39ZM38 151V153H40ZM44 151V152H45ZM74 151V150H73ZM83 151V152H84ZM139 151V150H138ZM180 150H178V152H179ZM199 151H198V153L196 152V157H198V154H199ZM218 151V152H219ZM236 151H238V150H236ZM23 152V151H22ZM30 152V151H29ZM30 152V153H31ZM34 152V151H33ZM36 152H37V150H36ZM35 152V153H36ZM174 152H175V150H174ZM187 152V151H186ZM190 152V151H189ZM15 153V152H14ZM14 153H13V155H14ZM20 153V152H19ZM81 153V152H80ZM142 153H140L141 155H142ZM180 153H182V152H180ZM191 153V152H190ZM204 154V152H202L201 151V153H200V155L201 154ZM213 153V152H212ZM212 153H211V155H212ZM229 153H228V156H229ZM24 154V153H23ZM44 154V153H43ZM84 154V153H83ZM175 154V153H174ZM209 154V153H208ZM214 154V153H213ZM217 154V155H216ZM215 155V157H214V155H213V157L214 158H216L219 154L218 153H216ZM222 153L220 152V155H221ZM225 154V153H224ZM224 154H223V157H224ZM227 154V153H226ZM225 154V155H226ZM17 155V154H16ZM41 155V154H40ZM75 155V156H74ZM80 155V154H79ZM140 155V156H141ZM144 155V154H143ZM142 155V156H143ZM173 155V156H172ZM187 155V154H186ZM195 155V154H194ZM210 155V154H209ZM234 155V154H233ZM231 156L232 157V159L234 160V156ZM11 156V155H10ZM10 156H7V155H5L4 154V152H0V183L1 182H6L7 180H9L8 178L11 176V179L12 178H14V177H17V179L20 181L22 178V182H23V180L25 179H27V181L25 182V184H27V183H29V180H32L33 182H36V180H35V178H37V175L35 176V178L33 177L34 175V172L33 173H31L30 171V168H27V165H29V163L31 162H29V160L30 159H28V157L26 156V157H24V158H26V159H24L23 158V160H26L27 161V159H28V164L25 162V161H23L24 162V166H22L21 165V163L22 162H20V165H18V163H16V160H20L21 161V157L22 156H19V158L18 159H16V160H12L11 158H10ZM24 156H25V154H24ZM39 156V155H38ZM45 156V155H44ZM83 156H85V155H83ZM131 157V158H129V157ZM138 156V155H137ZM145 156V155H144ZM201 156H203V155H201ZM201 156H199V159L201 158ZM12 157H15V155L14 156H12ZM17 157V156H16ZM41 157H42V155H41ZM85 157H87V156H85ZM85 157H82L83 159L85 158ZM139 157V156H138ZM204 157V156H203ZM220 157H222V156H220ZM230 157V156H229ZM236 157V156H235ZM44 158V157H43ZM78 158V159H77ZM75 160L77 161H80V163L83 161L84 162V160H82L81 161V159L79 160V157H77ZM88 158V157H87ZM89 158V159H90ZM187 158V157H186ZM192 158V157H191ZM218 158V160L219 159H221V158H219V157H217ZM216 158V159H217ZM138 159V158H137ZM224 160H225V158H223ZM228 159V158H227ZM230 159V161L232 162V160H231V158H229ZM87 159H85V161H86ZM141 160V159H140ZM192 160V159H191ZM190 160V161H191ZM202 160H203V158H202ZM210 160H212V159H210ZM213 160H215V159H213ZM217 160V161H218ZM222 160V159H221ZM220 160V161H221ZM224 160H222V161H224ZM236 160H238L237 158L235 159V161ZM15 161V162H14ZM77 161V163L75 164V165H77L78 166V164H79V162ZM89 160H87V162H88ZM101 161V165H100V163L98 164V162H100ZM175 161V162H174ZM184 161V160H183ZM186 161V160H185ZM184 161V162H185ZM193 161V160H192ZM216 160L214 161V163L216 162V163H218ZM226 161V160H225ZM224 161V164L226 163ZM87 162H84V163H86L87 164ZM138 162H139V159H138ZM178 162V161H177ZM176 162V163H177ZM27 165H26V164ZM83 163V164H84ZM135 163H136V161H135ZM150 163V162H149ZM179 163V162H178ZM223 163V162H222ZM222 163H220L219 162V165L221 164L222 165ZM232 163H235V162H232ZM238 162H236V164H237ZM87 164V165H88ZM146 164V163H145ZM182 164V163H181ZM197 164V163H196ZM209 164H211V161H210V163H208V165ZM229 164H230V162H229ZM25 165H26V167H25ZM80 165V164H79ZM139 165V164H138ZM138 165H137V167H138ZM151 165V166H152ZM172 165V164H171ZM175 165V164H174ZM198 165V164H197ZM202 165V164H201ZM216 165V164H215ZM226 165V166H225ZM224 166H220L223 170H224V167H227V164H225ZM231 165V164H230ZM235 165V164H234ZM234 165H232L231 167H233ZM45 166V165H44ZM73 166V167H72ZM85 167H86V165H84ZM146 165H142L141 167L143 168V167H145ZM190 166V165H189ZM205 166H206V164H205ZM229 166V165H228ZM29 167V166H28ZM32 167V166H31ZM76 167V166H75ZM79 167V166H78ZM89 167V168H90ZM103 167H106L107 169H103ZM136 167V166H135ZM139 167H140V165H139ZM138 167V168H139ZM152 167H154L155 169H156V167L155 166H152ZM151 167V168H152ZM174 167H176V165L175 166H173V168ZM177 167H178V165H177ZM185 167V166H184ZM188 167V166H187ZM204 167V166H203ZM209 167V166H208ZM207 167V168H208ZM210 167H211V165H210ZM209 167V168H210ZM216 167V169H218L217 168V166H214V168ZM230 167V168H231ZM46 168V167H45ZM80 168V167H79ZM87 168V167H86ZM89 168H87V169H89ZM90 168V169H91ZM100 168H102L101 170H99ZM146 168V167H145ZM147 168H148V166H147ZM154 168H152L153 170H154ZM157 168V169H158ZM192 168V167H191ZM205 168V167H204ZM204 168H203V170H199L200 172L201 171H205L204 170ZM212 168V167H211ZM228 168V167H227ZM234 168H237L238 169V167H236V166H234ZM233 168V169H234ZM6 169V170H5ZM30 171H29V170ZM32 169H34L33 167H32ZM48 169V168H47ZM135 169V168H134ZM133 169V170H134ZM152 169H151V171H152ZM176 168H174L172 171H174ZM188 169V168H187ZM206 169V168H205ZM213 169V168H212ZM229 169V168H228ZM232 169V170H233ZM243 169V168H242ZM74 170V169H73ZM76 170V169H75ZM74 170V171H75ZM79 170V169H78ZM77 170V171H78ZM92 170H90V171H92ZM129 170V169H128ZM142 170V169H141ZM146 170H148V169H146ZM159 170V169H158ZM178 170H179V168H178ZM181 170V169H180ZM185 170V169H184ZM183 170V171H184ZM195 170V169H194ZM208 170V169H207ZM214 170V169H213ZM221 170V169H220ZM223 170H221L222 172H223ZM227 169L225 168V171H226ZM239 170V169H238ZM36 171V170H35ZM137 172H140V173H138V174H142L141 173V171L140 170H136ZM143 171V170H142ZM155 171H157V170H154V172ZM217 172L216 171V173L218 174V173H222V172ZM87 172V171H86ZM132 172V171H131ZM133 172H135V171H133ZM144 172V171H143ZM148 172H150V171H148ZM147 172V173H148ZM153 172V173H154ZM175 172V171H174ZM185 172V171H184ZM183 172V173H184ZM191 172V171H190ZM198 172V171H197ZM197 172L195 173V174H197ZM199 172V173H200ZM210 172V171H209ZM233 172V171H232ZM235 172V171H234ZM240 172H243V170L241 171V169H240ZM36 173V172H35ZM80 173V172H79ZM146 173V172H145ZM152 173V172H151ZM152 173V174H153ZM169 173H172V172H170L169 171ZM178 173V172H177ZM176 173V174H177ZM180 173L181 174H183L182 173V171H180L179 172V175H180ZM189 173V172H188ZM193 173H194V171L192 172V175H193ZM198 173V174H199ZM203 173V172H202ZM225 174L227 173V171L226 172H224ZM36 174H38V173H36ZM134 174V173H133ZM144 174V173H143ZM210 174H213V175H215L214 174V171H213V173H209V175ZM223 174V173H222ZM221 174V175H222ZM224 174V175H225ZM8 175H10L9 177H8ZM70 175V176H69ZM80 175V174H79ZM82 175H83V173H82ZM85 175V174H84ZM95 175V174H94ZM100 175H98L97 174V176H100ZM125 175V176H124ZM136 175V174H135ZM146 176L148 175V174H145ZM171 175V174H170ZM172 175H173V173H172ZM174 175H175V173H174ZM185 175H186V173H185ZM191 175V176H192ZM220 175V174H219ZM218 175V176H219ZM224 175H223V177L222 178H224ZM231 175V174H230ZM152 176V175H151ZM152 176V177H153ZM168 176H169V174H168ZM183 176V175H182ZM187 176H190V175H188L187 174ZM186 176V177H187ZM195 176V175H194ZM194 176H192V177H189L190 179H192ZM199 177H200V175H198ZM204 176H206V175H204ZM228 176V173H227V175H226V177ZM234 176V175H233ZM236 176H237V174H236ZM39 177V176H38ZM43 177V176H42ZM77 177V176H76ZM79 177V176H78ZM77 177V178H78ZM91 177V176H90ZM131 177H134V176H131ZM169 177H172V176H169ZM178 177H180V176H178ZM185 177V176H184ZM184 177H182V178H184ZM196 177V176H195ZM207 177V176H206ZM210 177V179H211V176H209ZM209 177H208V179L206 178H204V182H207L206 180H209ZM215 177H216V175H215ZM220 178H221V176H219ZM218 177V178H219ZM229 177V176H228ZM231 177V176H230ZM229 177V178H230ZM19 178H21V179H19ZM89 178V177H88ZM93 178H95V177H93ZM130 178V177H129ZM142 178V177H141ZM140 178V179H141ZM148 178H149V175H148ZM181 178V177H180ZM201 178V177H200ZM234 177H232V179H233ZM237 178H240V177H238L237 176ZM97 179H98V177H97ZM97 179H95V180H97ZM133 179V178H132ZM131 179V180H132ZM143 179H144V176H143ZM154 179V178H153ZM175 179H178V178H176L175 177ZM189 179V180H190ZM194 179V178H193ZM192 179V180H193ZM195 179H198V182H199V180H201V179H199L198 177L197 178H195ZM212 179H214L213 181V183L211 184V186H208L207 184H209V183H207L206 184V186H204L205 188H207V189H205L204 187H203V185L201 186L202 188H200L201 190H200V192H198V188H197V193L195 192V193H191L190 192V190H189V188L187 187H185L184 185H183V183H182V185H183V187L184 188H181L180 186V182H182V181H184V179L182 180V179H180V181H178L179 182V184L178 185H176V186H178V188L179 189H181L182 190V193L180 192V194L179 195H174L175 196V202H176V204H177V206L179 207L178 209L180 210V212L178 211V209L177 210H175V209H173V212H175V211H178L179 212V216L180 215H182V214H184L183 213V211H182V206H185V208H186V206L188 207L187 209H189V207L191 208V210H193V211H197L198 209L200 210L201 209V207H202V205L204 204V201H210V200H216V199H218L219 197V195L220 196H222L223 194H225L226 192H227V188H229V186H227V188L226 187H224L227 183L224 181H221L220 179H215L214 178V176L212 177ZM15 180V179H14ZM39 182H41V180H40V178H38L37 179ZM84 180V179H83ZM130 180V181H131ZM150 180H151V177H150ZM179 180V179H178ZM185 180H187V179H185ZM12 181V180H11ZM32 181L30 182L32 185L31 186H34L33 185V183H32ZM37 181V182H38ZM45 181V182H46ZM85 181V180H84ZM134 181V180H133ZM194 181V180H193ZM196 182H197V180H195ZM194 181V182H195ZM211 182H212V180H210ZM227 181H229V179L227 180ZM15 182V181H14ZM36 182V183H37ZM82 182V181H81ZM95 183L94 181L93 182H91V181H88V183ZM135 182V181H134ZM151 182H152V180H151ZM196 182H195V185H196ZM201 182H202V180H201ZM209 182V181H208ZM210 182V183H211ZM24 183V182H23ZM35 183V184H36ZM75 183H76V179H75ZM171 183H172V181H171ZM175 183V182H174ZM185 183V182H184ZM187 183H188V185L189 184H192L191 183V181H190V183H189V181L187 180ZM226 183V184H225ZM228 183H230V182H228ZM39 184L40 183H38V187H39ZM45 184V183H44ZM173 184V183H172ZM235 184V183H234ZM9 185V186H8ZM8 185H6V186H8L7 188H5L4 189V191H3V194H1L0 193V216L2 215V213L1 212H5V214H4V216L5 217H7L8 219H10L12 222H13V224H14V226H13V228L9 231V233L6 231H4V232H1L0 233V239H1V241H0V264H47L46 262H45V260L46 261H49L50 262V260H51V262L50 263H52V264H80L79 262L81 261V259H83L82 258V256L83 255H85V254H87V253H85V254H81L80 256H81V258L80 257H78L77 256V252H76V250L78 251V246H81V240H80V237H78V235L76 236L75 234L77 233L76 232V230L74 229V231L76 232V233H74V234H69V235H61V234H59V236H57L56 234H57V232H55V231H52L51 229V226H50V224H48L47 223V225L45 226V222H44V220L42 221V222H44L45 224H44V226H43V229H42V231L44 230V234H45V239H46V241H42V242H39V237L40 236H42L43 234H39V231L41 230V228H40V230H39V228H38V222H39V219H38V222H37V219H34V221H29V220H27V217L25 218L24 216H22V213H23V211H21V208H22V205H21V208L19 207L20 205H19V202L18 203H15L16 202V200H15V202L13 201V199H14V197H15V194H16V189H18L20 186H22V185H20L19 187H17V186H15V184L13 183L12 184V182H11V184H8ZM29 185V184H28ZM41 185H43L42 183H41ZM86 187V189L84 188V186ZM127 185L129 186L130 185V183H127ZM171 185V184H170ZM169 185V186H170ZM188 185H186V186H188ZM236 185V184H235ZM37 186H36V188H37ZM82 186H83V189L81 190V188H82ZM175 186V187H176ZM192 185H190V188L192 189V187H191ZM193 186H194V184H193ZM199 186V187H200ZM250 186V185H249ZM17 187V188H16ZM28 187H30V186H27L26 185V190L27 189H29ZM41 187V186H40ZM44 187H45V185H44ZM46 187H47V185H46ZM45 187V188H46ZM167 187V188H166ZM173 187H174V185H173ZM233 188L235 187V186H232ZM237 187V186H236ZM235 187V188H236ZM252 187V186H251ZM22 188H23V186H22ZM74 188H75V186H74ZM100 188H102V187H100ZM107 188V187H106ZM170 188H171V186H170ZM196 188H194L195 190H196ZM234 188V190H237V189H235ZM253 188H255V187H253ZM253 188H251V189H253ZM30 189H31V191H32V187H30ZM33 189H35V188H33ZM104 189H105V187H104ZM103 189V190H104ZM177 189V188H176ZM230 189H231V186H230ZM41 190V189H40ZM74 190V191H73ZM101 190V189H100ZM124 190V189H123ZM173 190L175 191V189L173 188ZM173 190H171V191H169L170 193L173 191ZM248 190V189H247ZM18 191H20V189L18 190ZM23 191V190H22ZM30 191V190H29ZM29 191H25V192H27L28 194H32L31 192H29ZM45 191V190H44ZM83 193H82V192ZM125 191V190H124ZM173 191V192H174ZM233 191V190H232ZM251 190L249 189V192H250ZM36 192V191H35ZM128 192H125V194H128ZM173 192H172V194H173ZM205 192V193H204ZM230 192V191H229ZM253 192H254V190H253ZM252 192V193H253ZM27 193H25L26 195L25 196H27ZM41 193V192H40ZM82 193V194H81ZM105 193H103L104 195H105ZM237 193V192H236ZM238 193H240V192H238ZM237 193V194H238ZM250 194L251 196H253V198H254V196H255V201H256V199L260 202H258L257 203V205H261L262 206V209L264 208V191H262V190H258L257 188H255V193L256 194ZM4 194H6L4 197H3V195ZM18 194V193H17ZM20 194V193H19ZM18 194V195H19ZM22 194H24L23 192H22ZM236 194V195H237ZM243 194V193H242ZM246 194V193H245ZM249 194H246V195H248V198H249ZM37 194H35V196H36ZM38 195H39V193H38ZM131 195V194H130ZM129 194H128V196H130ZM238 195H240V194H238ZM237 195V196H238ZM245 195V196H246ZM20 196V195H19ZM18 196V197H19ZM22 196V195H21ZM21 196H20V198H21ZM32 196H33V194H32ZM42 196V195H41ZM40 196V197H41ZM52 196V195H51ZM99 196H100V193H99ZM100 196V197H101ZM119 196H121V199L119 198ZM165 196V195H164ZM168 196V195H167ZM170 196H172V195H170ZM31 197V196H30ZM49 197V196H48ZM91 197V196H90ZM94 196H92V198H93ZM109 197V196H108ZM126 197V196H125ZM131 197V196H130ZM156 197V198H155ZM239 197V196H238ZM27 198V197H26ZM42 198H44L43 196H42ZM41 198V199H42ZM52 198H53V196H52ZM97 198V197H96ZM129 198V197H128ZM239 198H242V197H239ZM245 198V197H244ZM243 198V200H245ZM67 199V200H66ZM85 199V200H84ZM93 199H95V198H93ZM163 199H168V197H166V198H163ZM177 199V200H176ZM23 200H24V198H23ZM23 200H22V202H23ZM28 200V199H27ZM31 200V199H30ZM29 200V201H30ZM33 200H35V198L34 199H32L31 201H33ZM44 200H45V198H44ZM49 200V199H48ZM58 200V199H57ZM60 200H58V201H60ZM90 200H91V198H90ZM130 200H132V199H130ZM130 200H129V202H130ZM169 200H171V198L169 197ZM241 202L243 201L242 199H239ZM246 200H247V198H246ZM246 200H245V206H246V204H248V203H250V202H247L246 203ZM248 200H251L252 201V199H248ZM254 200V199H253ZM30 201V202H31ZM36 201H39V200H37V196H36ZM42 200H40L39 202H41ZM66 202V203H68V205L70 204L69 202ZM94 201V200H93ZM95 201H98L97 199H95ZM94 201V202H95ZM127 201V200H126ZM173 200H171V203L172 202H174ZM48 202V201H47ZM51 202V201H50ZM175 202L173 203V204H175ZM214 202V201H213ZM253 203H254V201H252ZM251 202V203H252ZM38 203V202H37ZM46 203V202H45ZM58 203V202H57ZM65 203V204H66ZM106 203V202H105ZM170 203V204H171ZM23 204V203H22ZM25 204V203H24ZM28 204V203H27ZM44 203H42V205H43ZM47 204V203H46ZM62 203L60 202V205H61ZM93 204V203H92ZM95 204H97V202L95 203ZM219 204V203H218ZM19 205V206H18ZM34 205V203H32V206ZM50 205V204H49ZM111 205V207H109ZM133 205V206H134ZM162 205V207H160ZM221 205H224V204H221ZM251 205H253V204H251ZM256 205V204H255ZM28 206V205H27ZM36 205H34L33 207H35ZM37 206H39V204H37ZM47 206H48V204H47ZM51 206V205H50ZM58 206V205H57ZM67 206V205H66ZM95 206V205H94ZM107 206V207H106ZM201 206V207H200ZM254 206V205H253ZM252 206V208H254ZM24 207H25V205H24ZM41 207V206H40ZM44 207V206H43ZM42 207V208H43ZM45 207H46V205H45ZM44 207V208H45ZM54 207V206H53ZM53 207L51 206L50 208L51 209H53ZM70 207V206H69ZM72 207H75V206H72ZM109 207V208H108ZM217 207V206H216ZM219 207H224V206H220L219 205ZM218 207V208H219ZM226 207V206H225ZM233 207V206H232ZM231 207V208H232ZM248 207H250V206H248ZM244 208L243 210H245V209H251L252 210V208ZM49 208V207H48ZM68 208V207H67ZM80 208V207H79ZM136 208V206H134V209ZM177 208V207H176ZM198 208V209H197ZM227 208V207H226ZM234 208H236V206H234ZM41 209V208H40ZM50 209V210H51ZM57 209V207L55 208V210ZM137 209H138V207L136 208V211H137ZM142 209L140 210V212H141V215H142ZM195 209H197V210H195ZM222 209H224L225 210V208H219V209H217L218 211H220V210H222ZM238 209H240V208H237V210H236V212H238L239 213V211H238ZM242 209V208H241ZM257 209H259L258 207H257ZM24 210V209H23ZM26 210V209H25ZM24 210V212H26V213H28L27 211H25ZM27 210H29V215H30V210L31 209H27ZM34 210V209H33ZM32 210V211H33ZM58 210V209H57ZM60 210V209H59ZM82 210H84V209H82ZM102 210V211H101ZM139 210L137 211L138 213H139ZM175 210V211H174ZM223 210V211H224ZM228 210V208L226 209V212H228L227 211ZM229 210H230V208H229ZM234 210V209H233ZM250 210V211H251ZM254 210V209H253ZM255 210H256V207H255ZM254 210V211H255ZM260 210H261V208H260ZM264 210V209H263ZM263 210H261V211H263ZM35 211V210H34ZM33 211V212H34ZM43 211H44V209H43ZM46 211V213L49 211V209L48 210H45ZM45 211L43 212V213H45ZM54 211V210H53ZM79 211V210H78ZM85 211H86V215H88V212H87V210L85 209ZM96 211V213H98ZM212 211V210H211ZM235 211V210H234ZM234 211H232V212H234ZM241 211V210H240ZM246 211H249V210H246ZM249 211V213L251 214V216L254 214V211H253V213H251ZM258 211V210H257ZM22 212V213H21ZM32 212V213H33ZM41 212V211H40ZM50 212H52V211H50ZM58 212V211H57ZM60 212V211H59ZM59 212H58V214H59ZM63 212V211H62ZM77 212V211H76ZM81 212V211H80ZM92 212V211H91ZM95 212V211H94ZM172 212V213H173ZM186 212V211H185ZM192 212V211H191ZM213 212V211H212ZM221 212V211H220ZM225 212V213H226ZM232 212H231V210H230V213H231V215H232ZM236 212H234V213H236ZM242 212V211H241ZM244 212V211H243ZM35 213V212H34ZM34 213H33V218H34V216L36 217V215H34ZM36 213H37V211H36ZM39 213V212H38ZM37 213V214H38ZM52 213H54V212H52ZM56 213V212H55ZM127 213H130V214H127ZM144 213V212H143ZM216 213H217V211H216ZM225 213H223V215L225 214ZM238 213H236V215H233V218H238L237 216H240V215H242V214H238ZM248 213V214H249ZM262 213H264V212H262ZM58 214H56V215H58ZM61 214V213H60ZM71 214H73L72 212H71ZM80 214V213H79ZM93 214H95V213H93ZM125 214V215H124ZM128 216H127V215ZM135 214V213H134ZM134 214H133V216H134ZM229 214V213H228ZM244 214H246L247 215V213L245 212ZM243 214V215H244ZM250 214H249V216H247V217H251L250 216ZM256 214V213H255ZM259 214V213H258ZM38 215H40V214H38ZM49 215H52V214H49ZM54 215V214H53ZM62 215H64L65 216V212H64V214H61L60 215V217L62 216ZM67 215H68V218H70L69 217V214L67 213ZM82 215V214H81ZM90 215V214H89ZM88 215V216H89ZM100 215V214H99ZM130 215V216H131ZM153 215V216H152ZM155 215V216H154ZM230 215V216H231ZM260 215H262V214H260ZM31 216H32V214H31ZM42 216V215H41ZM44 216V215H43ZM72 216V215H71ZM101 216V215H100ZM151 216V217H150ZM202 216V215H201ZM227 216L228 215H226V219H227ZM245 216V215H244ZM257 216V219H259L258 218V215L256 214L255 215V217ZM30 217V216H29ZM39 217V216H38ZM45 217V216H44ZM49 217V216H48ZM54 217V216H53ZM73 217V216H72ZM71 217V218H72ZM91 217H92V215H91ZM96 217H98V216H96ZM132 217V216H131ZM131 217H130V220H131V222H132V219H134V218H136L135 216H134V218H132L131 219ZM178 217V216H177ZM240 217H243V216H240ZM254 217V216H253ZM252 217V219H250L251 221L252 220H254V218ZM56 218V217H55ZM62 218V217H61ZM73 218H75V217H73ZM72 218V220H74ZM76 218H77V215H76ZM76 218H75V221H76ZM169 218V219H168ZM213 218V217H212ZM224 218V217H223ZM228 218H229V216H228ZM248 218V219H249ZM264 219V216L263 217H261V219ZM52 219V218H51ZM67 218H66V216H65V220H66ZM84 219H87V218H85L84 217ZM100 219V218H99ZM102 219H100V220H102ZM107 219V220H108ZM173 219V218H172ZM176 219V218H175ZM239 219V218H238ZM238 219H236V221L238 222ZM242 219H244V218H242ZM242 219H240V220H242ZM245 219H247L246 218V216H245ZM247 219V220H248ZM261 219H259V220H261ZM262 219V220H263ZM31 220H32V218H31ZM49 220V219H48ZM53 220V219H52ZM51 220V221H52ZM55 220V219H54ZM60 220V219H59ZM62 220H63V218H62ZM81 220V219H80ZM92 220V219H91ZM203 219H201V220H199L200 222L202 221ZM231 220V219H230ZM233 220V219H232ZM247 220H244V221H247ZM258 220V221H259ZM46 221V220H45ZM57 221V220H56ZM87 221V220H86ZM93 221H94V218H93ZM126 221V222H125ZM134 221H135V219L133 220V223H134ZM204 221H205V219H204ZM235 221V220H234ZM236 221H235V224H236ZM250 221V222H251ZM258 221H255V222H257V223H255V222H252V223H254V225H255V227H256V224H258ZM48 222V221H47ZM50 222V221H49ZM55 222V221H54ZM74 222V221H73ZM78 222H81V221H79V219H78ZM99 222V221H98ZM102 222V221H101ZM104 222V221H103ZM150 222H153V223H150ZM198 222V221H197ZM217 222V221H216ZM224 222V221H223ZM225 222H226V220H225ZM248 222V221H247ZM246 222V223H247ZM51 223V222H50ZM62 223L64 224L65 222H63L62 221ZM61 223V224H62ZM69 224L71 223L70 221L68 222ZM82 223V222H81ZM77 223V224H80L81 226H82V224L84 223ZM91 223L93 224V222L91 221ZM94 223L96 224V222L94 221ZM146 223H147V225H146ZM174 223V222H173ZM203 223H207L208 224V222H203ZM202 222H201V225L203 224ZM233 222H231V224H232ZM238 223H241V222H238ZM249 223V222H248ZM248 223H247V225H248ZM251 223V224H252ZM259 223H260V221H259ZM53 224V223H52ZM56 224H60V223H56ZM60 224V225H61ZM62 224V225H63ZM77 224H75V226L77 225ZM88 224V223H87ZM98 224V223H97ZM230 224V225H231ZM234 224V225H235ZM244 224V223H243ZM49 225V226H48ZM53 225H55V224H53ZM59 225V226H60ZM94 225V224H93ZM99 226L97 227L98 229H100L101 228V226L102 225H104V223H102V225H101V223L99 222V224H98ZM197 226H193V228H192V232L193 233H188V231H186L187 229L186 228H182V229H179L178 230V233L174 236L173 234H174V232L176 231V229L177 228H175V231L173 230L174 228H172V230H173V232H170V234L171 235H169V237L166 239V241L164 240H162V243H166L167 244V246H168V248H165V246H164V248H162V250H160V251H162V252H164V254H161L160 256L161 257H163L164 258V260H163V262L165 263L166 261H168V260H166L167 258H169V256H172L173 254V256H175L176 255V253H180L179 255H180V257H183V259L185 260V264H192L193 262V260H194V258L196 257V259H198V262L200 263V264H206V260H205V256H206V248H205V246L204 245H202V244H198V243H196L197 242V240H195L194 239V237L196 236L198 239H199V237H198V234H199V227L198 226H201V225H198V224H196ZM215 225V224H214ZM228 224H226V226H227ZM247 225L246 224H244V225H242V226H244L247 230H248V228H249V226H250V224L248 225V227H247ZM40 226H42V223L40 224ZM59 226L58 225H56V227H58V229H59ZM72 226H74V224H72ZM84 226V225H83ZM82 226V227H83ZM86 226V225H85ZM84 226V227H85ZM97 226V225H96ZM133 226V225H132ZM135 226V225H134ZM209 227L210 226H212V225H208ZM225 226V227H226ZM236 226V225H235ZM240 224H239V226L237 227V228H240V227H242ZM252 226V225H251ZM251 226H250V228H251ZM258 226H259V224H258ZM260 226H264V224L262 225H260ZM78 227V226H77ZM94 227V226H93ZM109 227V228H110ZM172 227V226H171ZM231 227V226H230ZM254 227V226H253ZM252 227V228H253ZM63 228V227H62ZM62 228H60L61 230H62ZM67 228V227H66ZM65 227L63 228V229H66ZM70 228V227H69ZM76 228V227H75ZM96 228V229H97ZM127 228V229H126ZM135 228V227H134ZM202 228V226L200 227V229ZM211 228V227H210ZM73 229V228H72ZM83 229V231H84V228H82ZM85 229H89V228H85ZM93 229V228H92ZM102 229V228H101ZM103 229H104V227H103ZM161 229V230H160ZM208 228H207V225H205L204 226V224H203V228H202V230L206 233V230H207ZM212 229H213V227H212ZM212 229H208L209 231H210V233H211V235L213 234V232H212ZM219 229V228H218ZM229 229V228H228ZM231 229H233V228H231ZM255 229V228H254ZM253 229V230H254ZM257 229V228H256ZM255 229V231H257ZM258 229H260V227L258 228ZM60 230V231H61ZM67 230V229H66ZM77 230H79V229H77ZM91 230V229H90ZM106 230V229H105ZM126 230V231H125ZM141 230V229H140ZM140 230L138 231V229H137V231L138 232H140ZM190 230V229H189ZM202 230H201V232H202ZM230 230V229H229ZM238 230H240V229H238ZM58 231V230H57ZM63 231L64 230H62V233H63ZM68 231V230H67ZM88 231V230H87ZM87 231H86V233H87ZM97 231V230H96ZM108 230H106V232H107ZM135 231H136V229H135ZM209 231H207V233L209 232ZM241 232L240 233H242V229L240 230ZM59 232V231H58ZM103 232V231H102ZM105 232V231H104ZM105 232V233H106ZM169 232V231H168ZM203 232V233H204ZM226 232V231H225ZM252 232H254V231H252ZM68 233H70L69 231H68ZM67 233V234H68ZM84 233V232H83ZM86 233L85 234H81V235H86ZM99 233V232H98ZM97 233V234H98ZM206 233V234H207ZM215 233H216V231H215ZM244 233V232H243ZM246 233V232H245ZM249 233V232H248ZM263 233V232H262ZM9 234H11L12 235V237H10L9 236ZM65 234H66V231H65ZM78 234V233H77ZM90 234V237H92L93 238V236H91L92 234L91 233H89ZM88 234V235H89ZM109 235H110V233H108ZM135 234H136V232H135ZM140 234V233H139ZM151 234V233H150ZM153 234V233H152ZM201 234V233H200ZM222 234V233H221ZM230 234V233H229ZM235 234V233H234ZM253 234H256V233H253ZM40 235V236H39ZM80 235V236H81ZM130 235L132 236V231H131V233H130ZM154 235V234H153ZM202 235V234H201ZM200 235V236H201ZM208 235V234H207ZM210 234H209V236H211ZM241 235V234H240ZM245 235V234H244ZM242 236V237H247V236ZM246 235H248L247 233H246ZM250 235H251V233H250ZM250 235H248V237L250 236ZM260 235H262V234H260L259 233V235H258V237L260 236ZM44 236V235H43ZM101 236V235H100ZM106 236H108L107 234H106ZM133 236H134V233H133ZM142 236V235H141ZM167 236V235H166ZM202 236H206L205 234H203ZM240 236V237H241ZM254 236H256L257 237V235H254ZM87 237V236H86ZM95 237V236H94ZM103 238H104V235L102 236ZM118 237H116V238H118ZM120 237H122V236H120ZM125 237V236H124ZM123 237V238H124ZM135 237V236H134ZM195 237V238H196ZM212 237V236H211ZM241 237V240L242 239H244V238H242ZM251 237H253L252 235H251ZM41 238V237H40ZM88 238V237H87ZM108 238V237H107ZM196 238V239H197ZM203 238V237H202ZM202 238H201V240H202ZM204 238H208V236L207 237H204ZM203 238V239H204ZM260 238V237H259ZM85 239V238H84ZM83 239V240H84ZM89 239V238H88ZM87 239V240H88ZM95 239V238H94ZM106 239V238H105ZM114 239V238H113ZM119 239V238H118ZM126 239V243H130V242H127L128 240ZM213 239V238H212ZM212 239L210 240L211 242H212ZM226 239V238H225ZM230 239V238H229ZM246 239H248V238H246ZM249 239H251V238H249ZM248 239V240H249ZM255 239H257V238H252L251 240L253 241V240H255ZM42 240H44V239H42ZM86 240V239H85ZM93 240V239H92ZM91 240V241H92ZM97 240L98 239H96L95 241L97 242ZM109 240H111V239H109ZM108 240V241H109ZM124 241H125V239H123ZM133 240V239H132ZM132 240H131V243H132ZM135 240V239H134ZM206 240V239H205ZM257 240H259V239H257ZM260 240H261V238H260ZM262 240H264V237H263V239ZM88 241H90V240H88ZM95 241L92 243L91 242V244H94L93 246H95V245H97V248H100L99 246H98V244L97 243H95ZM105 241H107V239L105 240ZM107 241V242H108ZM115 241V239L113 240V242ZM192 241H195L193 244H191L192 243ZM207 241V240H206ZM206 241H204L205 243L204 244H206ZM215 240L213 239V242H214ZM217 241V240H216ZM218 241H220V240H218ZM244 241V240H243ZM250 241V240H249ZM251 241V243H254V242H252ZM45 242V243H44ZM100 242V241H99ZM98 242V243H99ZM106 242V243H107ZM111 242H112V240H111ZM117 242H119V240H117ZM116 242V244H118ZM157 242H159V241H156L155 243H157ZM210 242V243H211ZM224 242V241H223ZM245 242L248 244V242L245 240ZM245 242H243V244H245ZM259 242V241H258ZM83 243V242H82ZM115 243V242H114ZM126 243L125 244H123V245H126ZM130 243V244H131ZM218 243V242H217ZM257 243V242H256ZM261 242H259V244H260ZM39 244H41V245H39ZM86 244H90V243H88V242H86ZM108 244H109V242H108ZM108 244H107V246H108ZM110 244H113V243H110ZM109 244V245H110ZM115 244V245H116ZM130 244H128V245H130ZM158 244H160V243H158ZM196 244V245H195ZM208 244V243H207ZM246 244V245H247ZM264 244V243H263ZM263 244L261 243V247H259V248H262L263 247ZM83 245V244H82ZM85 245V244H84ZM83 245V246H84ZM104 245V244H103ZM102 245V246H103ZM106 245V244H105ZM175 245H176V247H178V250L176 249V247H175ZM193 245H195V246H193ZM242 245V244H241ZM249 245H250V243H249ZM251 245H253V244H251ZM256 245V244H255ZM24 246H30V249H26L27 251H22L20 248L21 247H24ZM82 246V247H83ZM88 246V245H87ZM93 246H91L92 248H93V250H94V248H95V250H97L96 249V246L95 247H93ZM101 246V245H100ZM113 246V245H112ZM112 246H110V247H112ZM119 246H121V245H119ZM158 247H159V245H157ZM160 246H163L162 244L160 245ZM166 246V247H167ZM209 246V245H208ZM245 246V245H244ZM254 246V245H253ZM253 246H251V247H253ZM259 245H257V247H258ZM85 247V246H84ZM114 247V246H113ZM115 247H117V245L115 246ZM124 247V246H123ZM127 247V246H126ZM126 247H124L125 249H126ZM129 247V246H128ZM249 247V246H248ZM254 247H256V246H254ZM88 248V247H87ZM105 248H106V246H105ZM140 248V247H139ZM147 248V247H146ZM146 248H145V250L144 251H142V252H145V251H150V250H146ZM244 248V247H243ZM258 248V249H259ZM61 249H68V252H67V254H62L61 255V253H60V251H61ZM91 249V248H90ZM106 249H108V247L106 248ZM106 249H104V250H106ZM112 250H113V248H111ZM119 249V248H118ZM140 249H142V248H140ZM144 249V248H143ZM147 249H149V248H147ZM157 249V248H156ZM161 249V248H160ZM245 249V248H244ZM244 249H243V251H244ZM248 249V248H247ZM250 249V248H249ZM257 249V250H258ZM83 250H84V248H83ZM101 250H103L102 248H100L99 249V253L100 254H102L101 252H103V251H101ZM111 250V251H112ZM159 250V249H158ZM241 250V249H240ZM261 250V249H260ZM89 251V250H88ZM122 251H123V249H122ZM122 251L120 252V253H122ZM243 251H241V253H240V255H242L243 253H245V252H243ZM245 251H248V250H246L245 249ZM251 251V250H250ZM63 252H65V251H63ZM79 252V251H78ZM80 252H82V250L80 251ZM84 252H85V250H84ZM90 253H92V251L90 250L89 251ZM96 251H93V254H91V256L89 257V255H88V258L87 259H83V263L82 264H84L85 262H89L90 264H92L93 263V261H91V259H92V256L93 255H95L96 254V256H97V253H95ZM118 252V251H117ZM139 251H137V253H138ZM156 252H159V251H156ZM239 252V251H238ZM243 252V253H242ZM252 252V251H251ZM253 252H254V249H253ZM128 253L129 252H127V250H126V254L128 255ZM134 253V252H133ZM151 253V252H150ZM159 253H161V252H159ZM159 253H156V255L158 256L159 255ZM249 252H247L246 254H248ZM261 253V252H260ZM79 254V253H78ZM105 254H106V252H105ZM125 253L123 252V255H124ZM134 254H136V253H134ZM139 254V253H138ZM137 254V255H138ZM141 254V253H140ZM143 254V253H142ZM146 255H147V253H145ZM251 254V253H250ZM254 254V253H253ZM252 254V255H253ZM70 255H74L75 257L73 258V259H71L72 258V256H71V258H69L70 257ZM131 255H132V253H131ZM131 255H129V256H131ZM136 255V256H137ZM155 255V256H156ZM244 255V254H243ZM252 255H249V256H252ZM263 255H264V251H263ZM95 256V257H96ZM101 256H103V254L102 255H100V258H101ZM133 256V255H132ZM131 256V257H132ZM148 256V255H147ZM151 256H153V255H149V257H150V259H151V261H152V258H151ZM155 256H153V257H155ZM237 256H238V254H237ZM247 256V255H246ZM254 256H257V255H254ZM259 257H262L261 255H258ZM85 257V256H84ZM86 257H87V255H86ZM98 258H99V255L97 256ZM119 257H121V256H119ZM123 257V256H122ZM130 257V259H129V261L132 259V258H134V257H132L131 258ZM139 257V259H140V257L141 256H137V258ZM240 258H242L243 256H239ZM91 258V259H90ZM102 258H104V257H102ZM124 258V257H123ZM136 258V259H137ZM147 258V257H146ZM155 258H157L158 259V257H155ZM171 258H174V257H171ZM171 258H169V259H171ZM239 258V260H241ZM244 259H246L245 257H243ZM243 258H242V260H243ZM255 258V257H254ZM90 261H89V260ZM127 259V260H128ZM135 259V258H134ZM133 259V260H134ZM154 259V258H153ZM157 259H154L155 260V263H156V261H158ZM248 260H250L251 258H247ZM253 259V258H252ZM256 259V258H255ZM37 260H39V263L37 262ZM40 260H42V261H40ZM95 260V259H94ZM101 260V259H100ZM105 260V259H104ZM124 260V259H123ZM133 260H131L129 263H133L134 261ZM142 260V259H141ZM140 260V261H141ZM192 260V261H191ZM247 260V261H248ZM261 260V258H259V261ZM98 261H99V259H98ZM122 261V260H121ZM139 260L137 259L135 262H138ZM147 261H148V259H147ZM246 261V262H247ZM253 261V260H252ZM255 261H257V260H255ZM48 262V263H49ZM92 262V263H91ZM161 262V261H160ZM160 262H158V263H160ZM195 262V261H194ZM238 262H240V261H238ZM258 262V261H257ZM99 263V262H98ZM124 263V262H123ZM122 263V264H123ZM139 263V262H138ZM145 263V262H144ZM153 263V262H152ZM154 263V264H155ZM196 263H197V261H196ZM243 263V262H242ZM252 263V262H251ZM262 264H264V261H263V258H262V262H261ZM88 264V263H87ZM97 264V263H96ZM100 264V263H99ZM134 264V263H133ZM137 264V263H136ZM141 264V263H140ZM146 264V263H145ZM194 264V263H193ZM198 264V263H197ZM243 264H245V263H243ZM253 264H256V263H254L253 262ZM260 264V263H259Z\"/></svg>",
    "mask_w": 264,
    "mask_h": 264
},
{
    "label": "rangeland",
    "instance_id": "2",
    "mask_svg": "<svg viewBox=\"0 0 264 264\" xmlns=\"http://www.w3.org/2000/svg\"><path fill=\"white\" fill-rule=\"evenodd\" d=\"M39 1V0H38ZM78 2L79 0H75V2ZM83 1L85 2V3H83ZM83 1H79L78 2V7H79V12H80V16H81V18L82 19H84L85 20V18H88V17H92L93 18V20L96 22H94V21H92V19H90V18H88L89 19V22H87L86 20H88V19H86L85 21L87 22V23H90L91 21V23H90V25H88L87 24V26L88 27H90V29H91V25H95V28L93 29V26H92V30H93V32H95V29H97L99 26V28L100 29H102L103 28V31H105V32H103V34H105L106 33V35H104L103 36V34H101L102 33V31L101 30H99V28H98V30H96L97 32L99 31L100 32V34L105 38V37H107V35H108V37H107V39H109V40H111V42L113 41L114 42V39H116V41H115V43H119L121 40V42H122V44H125V42H126V46H127V48H129V46H130V44H131V48L129 49V50H131L130 52H134V54H136L138 57H142V53H138V52H140V49H141V47L140 46H142V48L143 49H149V50H144L145 52H143V53H145V54H149V52L150 51H152L153 52V50H154V52L153 53H156L155 55L157 56V54L160 56V55H162L163 54V57L166 55V56H168L169 58H165L164 57V59L163 60H165V59H167L166 61H164L163 63L164 64H166V65H164L162 62L160 63L159 61H160V59L159 58H161V56L160 57H158L157 56V58L159 59V61L157 62V64H162L161 65V68L160 69H164V70H161V72L162 71H165V75H166V73H167V77L169 78V81L171 80V82L172 83H174L175 84V86L176 85H179V86H176V87H178L179 88V93H183V89L185 88V89H189V91L188 90H185V92L187 93V95L185 94V92L183 93V95H182V97H185L184 96V94L186 95V98H187V100H189V101H187L186 100V102H185V104L186 105H188V106H190V105H192V109H194V107L196 106V109H197V111L195 112V111H193V112H195V113H197V112H199L200 114L198 115V113H197V117L198 118H200L199 116L201 115V120L203 119L202 117V115H204V118H206L207 116L205 115V113L206 114H208L209 112H205V111H208L209 109H211V105H210V103H213L212 104V106L214 105V108L216 107L215 105H217L218 106V103L216 104V102H217V98H218V95H219V88L218 87H220V80L217 78V77H219V76H221L222 75V73H221V70H219L218 69V67L220 66V64H219V60H221L220 58H219V54H220V52H219V50L218 49H216V48H220V46L217 44L219 41L221 42V40L223 39V36L221 37V38H217L216 36H215V38H213V36H212V34L214 35H216L217 34V32H220V30H222V31H224L223 30V26H225V25H230V23L233 21V19L231 18V17H228L227 16V13L229 14H231V10H227V9H231L230 7L228 8V5L222 0V1H220V0H217V2H216V0H213V2L215 3H212V0H210V1H208V0H187V2H186V0L185 1H183V0H153L154 2H152V3H149V2H151L152 0H150V1H148V3H149V6H148V4H147V2H143V3H141V4H136L135 5V1L133 2V0H131V2H130V4H129V1L130 0H83ZM91 3L90 5H89V2ZM123 1V2H122ZM127 1V2H126ZM158 1L159 2H162V3H160L159 5L158 4H156V3H158ZM164 1V2H163ZM169 1V2H168ZM171 1V2H170ZM191 1V2H190ZM192 1H194V3L192 2ZM208 1V2H207ZM220 1V5H219V2ZM2 2V0H0V7H1V9H0V13H1V15H0V49H4L3 50V52L2 53H0V65H7V68H8V65L9 64H7L8 62L9 63H11L10 64V68H11V70H10V68H8V70L10 71V72H12V76L13 77H15V74H16V72H17V67L19 66V64L20 63H22V62H24V61H26L27 63H28V66L26 65V68L27 67H29V68H27L26 70L23 68V76H25V75H27L28 73H25L26 71H28V72H30L29 73V75L30 74H33L32 76H31V78L33 79H37V76H34V75H37L36 74V72L35 73H31V71H32V69L31 68H33V66H34V64L32 63L33 61L34 62H39V63H41V61H43V59H41V56L44 58V60H46V61H51L52 62V64L54 65L55 63L57 64V63H59V62H56V60H58V61H64V60H62V59H60L58 56H54V54L56 55V53H59V52H61L60 54H61V56H63V55H65V52L63 51V49H65L64 48V46L63 47H60L59 46V44L62 46V43H60V42H58L59 44H57V41H55L54 42V40H53V38H50V35L49 36H47L46 34H47V29H50L51 27H53V25L52 24H54V27L56 28L55 29V31H57V33H59V30H58V28L55 26V25H57L58 26V22L56 23V22H53V21H51V22H53V23H51V24H49L50 22V20L47 22V21H43V20H45V18L44 19H41V16L39 15V17L37 16V14H34V15H32V13L31 14H29L31 11H29V13H28V10L27 9H25V8H23L22 6H20V8H19V6H18V4H12L11 2H10V4H9V2L8 1H6L5 2V0H3V2ZM42 2V3H41ZM46 2V1H45ZM45 2L44 1H39L38 2V4L36 3V6L35 7H38V6H40V7H42V6H45V5H47V4H45ZM86 2H88V4L86 3ZM112 2H113V6L111 5L112 4ZM172 2H173V4H172ZM175 2V3H174ZM182 4H181V3ZM189 2L191 3V4H189ZM199 2V3H198ZM222 2V3H221ZM8 3V4H7ZM80 3V4H79ZM81 3H83L84 5H83V8H82V6H80V5H82ZM95 3V4H94ZM121 3V4H120ZM125 3V4H124ZM129 5H133V8L130 6V7H128V9L125 7V6H129ZM134 3V4H133ZM171 3V4H170ZM187 3V5H184V4H186ZM201 3H203L202 5H201ZM216 3H218L217 5H216ZM224 3V4H223ZM3 4V5H2ZM5 4H7V5H5ZM85 4H87V5H89V6H86ZM107 4V5H106ZM164 4V7H160V6H162ZM188 4L190 5L189 6V8H187V6H188ZM193 4V5H192ZM196 4V5H195ZM208 4H210V6L208 5ZM222 4V5H221ZM2 5V6H1ZM92 5V6H91ZM95 5V6H94ZM100 5V6H99ZM115 5V6H114ZM121 5V6H120ZM125 5V6H124ZM145 5V6H144ZM152 5H155L154 6V8L152 7ZM160 7H158V6ZM166 5H167V8H166ZM178 5V6H177ZM180 5V6H179ZM183 5V6H182ZM198 5H201V6H198ZM204 5H205V9L204 8H201V7H204ZM5 6V8H3L2 9V7H4ZM76 6H77V3H76ZM86 6V7H85ZM104 6V7H103ZM107 6V7H106ZM134 6H135V8L137 7V6H139L140 7V9L141 10H139L138 11V9H139V7L135 10V8H134ZM150 6H151V8H150ZM158 8H157V7ZM168 6H169V8H168ZM194 6V7H193ZM197 6V8H199V9H197L199 12H200V15L202 14L204 17V19H205V17H206V19H205V21L203 20V21H200L198 18L196 19V15L197 14H199L198 13V11H193V10H195V7ZM215 6V7H214ZM221 6V8H224L223 10H226V11H223L221 8H219ZM47 6H45V8H46ZM87 7H89V9L87 8ZM91 7L93 8V13H92V9H91ZM94 7H96V8H94ZM119 7V8H118ZM143 7V8H142ZM149 7V8H148ZM155 7H156V9H160V13H159V15L157 14L158 13V10H156L155 11V13H154V9H155ZM211 7V8H210ZM213 7V8H212ZM226 7V8H225ZM12 8V9H11ZM16 10H15V9ZM23 8V9H22ZM39 8V7H38ZM42 8H44V7H42ZM45 8H44V10H45ZM99 8V9H98ZM129 8L130 9H132L131 11H133V10H135L134 11V13L132 14V12L129 10ZM144 8H145V10H144ZM163 8H164V13L162 12V10H163ZM183 8H185V9H183ZM208 8L210 9V10H208ZM215 8H217V10H222V12L219 10L218 12H216L215 13ZM219 8V9H218ZM24 9L27 11H24ZM47 9V8H46ZM81 9H86L85 11L84 10H81ZM98 10V11H95L96 12V14H94L95 12H94V10ZM104 9V10H103ZM116 9V10H115ZM118 9V10H117ZM162 9V10H161ZM175 9V10H174ZM187 9H188V11H189V9L190 10H192V11H189V13L187 12L186 13V11H187ZM202 9H204V11L202 10ZM212 9V10H211ZM9 10V11H8ZM18 10H20L19 12H18ZM23 10V11H22ZM39 10V12H43V9H38ZM88 10V11H87ZM91 12H90V11ZM127 10H129L128 12H127ZM144 10V11H143ZM169 10H171V11H169ZM172 10H173V13H172ZM182 10V11H181ZM206 10H208L209 12L211 11V13H208V11H206ZM215 10V11H214ZM81 11H83V12H85V14L83 13V16L85 15V16H88V14L90 13L91 15H89L88 17H85L84 16V18H83V16H82V13H81ZM89 12L88 14H87V12ZM102 11V12H101ZM141 11V12H140ZM153 13H152V12ZM169 11V12H168ZM175 11L176 12H178V13H175ZM4 12V13H3ZM16 12V13H15ZM104 12V13H103ZM109 12V13H108ZM121 13V12H123L125 15L123 16V18L122 17H114L115 18V21H116V23L117 24H120V25H117L116 23H115V21L113 22H111L110 20L109 21H107L108 19H107V17H110L111 15H114L115 16V13ZM130 12V13H129ZM143 12H145L144 13V15L146 16H148V14L150 15V13H151V18L154 16V15H158L159 17H162V18H160L161 19V23L163 22V24H161L160 23V21H159V19H157L156 20V18L158 17H156V16H154V18H150L149 16V18L151 19V20H149V22L147 21L149 18H146L144 15H143ZM162 12V13H161ZM168 14H167V13ZM203 12V13H202ZM208 13V16L206 15L207 13ZM225 12H226V15H225ZM138 13H140V15L138 16L137 14ZM166 13V14H165ZM171 13V14H170ZM196 15H195V14ZM205 13V14H204ZM221 13V14H220ZM225 15V17H224V15ZM4 14V15H3ZM5 14H7V15H5ZM103 14V15H102ZM108 14V15H107ZM132 14V17H134L135 18V21L134 20H131V15ZM152 14H154V15H152ZM183 14H185V16H186V18H188L189 16H191V18H193V20L195 19V20H197V21H194L193 22V20H191V18L189 19H186L185 18V16L182 15ZM187 14V15H186ZM215 14V15H214ZM217 14V15H216ZM34 16V17H30V16ZM101 15V16H100ZM105 15V16H104ZM135 15V16H134ZM143 15V16H142ZM165 15H167V16H165ZM169 15V16H168ZM171 15V16H170ZM173 15H176L175 17L173 16ZM179 15H181L180 17H179ZM193 15V16H192ZM201 15V16H202ZM94 16H95V18H94ZM104 18H103V17ZM107 16V17H106ZM137 16L139 17V19H136L137 18ZM178 16V17H177ZM213 16V17H212ZM220 16V17H219ZM7 17V18H6ZM21 19H20V18ZM37 17H38V19H37ZM100 17V18H99ZM106 17V18H105ZM140 17H142V18H140ZM165 17V18H164ZM167 17V18H166ZM168 17H170V18H175L174 19V22L173 21H171V19L169 20L168 19ZM184 17V18H183ZM210 19H209V18ZM214 17H216V18H214ZM227 17V18H226ZM15 18V19H14ZM43 18V17H42ZM102 18V19H101ZM117 18V19H116ZM121 18V19H120ZM129 18H130V20H131V23H128V22H130V20H129ZM133 18V19H134ZM147 20H146V19ZM176 18H180L179 20L178 19H176ZM183 18V19H182ZM222 19V18H224L226 21H225V23H224V20L222 21V20H220V19ZM230 18V19H229ZM7 21H6V20ZM14 19V20H13ZM41 19V20H40ZM106 19V20H105ZM127 19V20H126ZM141 19H142V21H144V22H148L149 23V26H151V31L150 32H152V34H153V36H151V33L149 32V30H150V27H148V29H147V27H146V29L148 30V32H147V30H145V28H143L144 26H146L145 24L146 23H144V22H142L141 21ZM143 19H145V20H143ZM181 19H182V21H181ZM186 21H185V20ZM218 19V20H217ZM232 19V20H231ZM3 20V21H2ZM11 20H13L12 22H11ZM25 20V21H24ZM103 20V21H102ZM107 21V22H105V21ZM114 20V19H113ZM124 20V21H123ZM140 20V21H139ZM154 20H156V22L154 21ZM166 22V23H164V21ZM169 22H168V21ZM173 20V19H172ZM192 21V25L193 26H196L195 28H193L192 27V25H191V29H195L196 30V33L194 32V30H192V32L193 33H191L190 31V28H189V26L190 25H188L190 22H188L187 23V21ZM209 20H212V25H209L210 23L209 22H207V21H209ZM214 20H215V23H214ZM228 20H230L231 22H229ZM33 21V22H32ZM39 23H38V22ZM41 21H43L45 24H43V22H41ZM102 21V22H101ZM128 21V22H127ZM137 21H139L137 24H138V26H136V22ZM154 21V22H153ZM180 22V24H179V22ZM185 21V22H184ZM217 21H220V22H217ZM222 21V22H221ZM15 22H16V24H15ZM25 22V23H24ZM102 24H101V23ZM122 22V23H121ZM125 22V23H124ZM133 22V23H132ZM182 22H183V25H187L188 26V28H187V26L185 27L184 26V28H187L186 30H187V32H186V30L183 28V25H181L182 24ZM200 24H199V23ZM202 22V23H201ZM216 22H217V25L218 26H216ZM30 23H32V24H30ZM40 24V26L38 25V24ZM56 23V24H55ZM92 23H95V24H92ZM110 23H112L111 25H110ZM124 23V24H123ZM142 23H144V25L142 24ZM148 23H147V26H148ZM159 23H160V25H159ZM172 25H171V24ZM204 23V24H203ZM206 23H207V25L208 26H205V27H207V28H209L210 26V28L211 29H205V27H204V25H206ZM209 23V24H208ZM219 23V24H218ZM224 23V24H223ZM3 24V25H2ZM9 24V25H8ZM97 24V25H96ZM100 24V25H99ZM140 24H142V28H143V30H142V28H141V26H140ZM175 24V25H174ZM221 24V25H220ZM17 25H19V26H17ZM109 25V26H108ZM156 25V26H155ZM172 26V28L170 27V26ZM182 26V28H181V26ZM198 25H200V28H199V26ZM220 25V26H219ZM223 25V26H222ZM3 26V27H2ZM6 26V27H5ZM11 26V27H10ZM28 26V27H27ZM32 26V27H31ZM101 26H102V28H101ZM111 27L110 29L111 30H108L109 28L108 27ZM118 28H117V27ZM125 26V27H124ZM127 26V27H126ZM133 26V27H132ZM155 26V27H154ZM164 26V27H163ZM167 26H168V29L170 30L169 32H168V29H167ZM174 26H175V28H174ZM177 26V27H176ZM179 26V27H178ZM33 27H35V28H33ZM37 27V28H36ZM39 27V28H38ZM53 27V28H54ZM61 27V25L59 24V28ZM130 27H131V29H130ZM136 27V30H134V28ZM140 29H139V28ZM161 28V29H157V28ZM2 28V29H1ZM20 28H21V30H20ZM33 28V29H32ZM114 28V29H113ZM125 28H129V31H127V29H125ZM155 28L157 29V31L158 30H160L158 33H157V31H155ZM179 28L181 29V32L179 31V32H177V30L176 29H178L179 30ZM212 28L214 29V30H212ZM220 28V29H219ZM9 29H11V30H9ZM20 31H19V30ZM28 29V30H27ZM41 29V30H40ZM88 30H90L89 28H87ZM123 29H125V31L126 32H128V33H126ZM133 29V31H130V30H132ZM138 29V30H137ZM163 29V30H162ZM166 29V30H165ZM176 30V33H177V35H176V33H174L173 32V30ZM205 29V30H204ZM216 29H219V31L218 30H216ZM46 30V31H45ZM91 30V31H92ZM106 30H108V31H106ZM140 30H142L141 32H142V34H140L141 32H139ZM165 30V31H164ZM190 30V31H189ZM197 30L199 31L198 33H197ZM207 30V35H206V33L205 32H203V31H206ZM210 30H212V31H210ZM15 33H14V32ZM137 31V32H136ZM154 31V32H153ZM164 31V32H163ZM173 33H172V32ZM186 32V34H188V35H186L187 36V38H188V40L191 42V41H193L192 43L195 45H193L192 43H190L187 39H186V37H185V35H183V33L184 32ZM13 32V33H12ZM40 32V33H39ZM44 33V36H45V38L46 37H48V38H50L49 40H46V39H48V38H46V39H44V36H43V33ZM63 32V31H62ZM108 32V33H107ZM124 32H125V34H124ZM130 32H131V34H130ZM202 32V33H201ZM211 32V33H210ZM5 33L7 34V35H5ZM111 33V34H110ZM138 36L139 35V38L141 37V35H145V36H142L140 39H135V38H133V37H136L137 38V36L135 35V34ZM137 33H139V34H137ZM150 34L149 36L147 35L146 36V34ZM157 35H156V34ZM175 34L174 36L175 37H173L172 36V34ZM180 33L184 36H182V35H180ZM201 33V35H198V34H200ZM4 34V35H3ZM12 34V35H11ZM23 34H26V35H23ZM33 34V35H32ZM40 36V37H42L44 40H45V43H44V40H42V43H43V45L41 44V39L39 38V37H35V36ZM41 34H42V36H41ZM113 34H114V36H113ZM121 34V35H120ZM158 34H160V37L158 36ZM166 34V35H165ZM169 34H170V36L171 37H169ZM185 34V33H184ZM191 34H193V35H191ZM196 34V35H195ZM210 34H211V38H210ZM62 35H65L64 33L62 34ZM124 35H127V36H124ZM129 35L130 36H132V38L131 37H129ZM165 35V36H164ZM168 35V36H167ZM191 35V36H190ZM196 37H195V36ZM5 36V37H4ZM7 36V37H6ZM14 36V37H13ZM22 36H27V38L25 37V38H22ZM110 36V37H109ZM113 36V37H112ZM156 38H155V37ZM177 36V37H176ZM183 38H182V37ZM192 36H194V37H192ZM202 36V37H201ZM207 36V37H206ZM114 37H116V38H114ZM124 37V38H123ZM147 37H148V39H147ZM150 37H152L153 39H154V42H153V39H151ZM166 37V38H165ZM201 37V40L200 39H197V38H200ZM206 37V38H205ZM209 37V38H208ZM2 38V39H1ZM11 38V39H10ZM22 38V39H21ZM142 38H144V39H142ZM165 38V39H164ZM171 38V40H172V38H174L173 40H172V43L170 44L169 42H171V40H169V39ZM206 40H204V39ZM215 40H213V39ZM5 39H7V40H5ZM18 39V40H17ZM38 39H40L39 41L36 40ZM53 41H52V40ZM113 39V40H112ZM125 39V40H124ZM132 39V40H131ZM149 41H147V40ZM150 39V40H149ZM178 39H181V41H179V46H181L180 48L181 49H179V46H178V44L176 45V44H174V45H176V46H178V48H175L176 46H174L173 45V43H177V40ZM195 39H196V42H195ZM225 39V38H224ZM2 40V41H1ZM22 40V41H21ZM30 40H31V42L33 43V42H35V44H37V45H35V44H33V45H31L32 43L30 42ZM35 40V41H34ZM143 40V42H144V44H146L147 45V43H153V45H155V48L157 49V48H160V50H156L155 48H154V46L151 44L150 46L148 45V47L146 46V48H145V46H144V44H143V42H141ZM198 40V41H197ZM200 40V41H199ZM202 40H204L203 42H202ZM209 40V41H208ZM213 40V41H212ZM7 43H6V42ZM17 41H19L17 44H16V42ZM51 41H52V43H51ZM131 41V42H130ZM136 41H140L139 43H141V44H138ZM147 41V42H146ZM157 41H159V42H157ZM162 41V42H161ZM166 41V42H165ZM175 41V42H174ZM210 41L211 42H213L214 43V47H216V48H213L212 46H208V44L210 43ZM37 42V43H36ZM40 42V43H39ZM53 42H54V44H53ZM120 42V43H121ZM127 42H128V44H127ZM155 42H157V43H155ZM185 42H187L188 44H186ZM199 42V43H198ZM200 42H202V44L200 43ZM215 42H216V44H217V46H216V44H215ZM4 43V44H3ZM10 43H13V45H11L10 47H8V45L7 44H10ZM23 43V44H22ZM57 45H56V44ZM136 44V49H135V44ZM155 43V44H154ZM180 43H182L183 45H185V46H182V44H180ZM204 43V44H203ZM3 44V45H2ZM15 44V45H14ZM19 44H21L20 46L21 47H19ZM41 44V45H40ZM47 44H48V46H49V48L51 49V51H52V54H49V53H46L50 58H49V60H48V56H46V54H44L45 52H43L44 51V46H47ZM156 44L158 45V46H160L161 45V47H158V46H156ZM168 44V45H167ZM169 44L174 48V50H173V48L172 47H170L169 49H168V46H169ZM190 44V45H189ZM198 44V46H196ZM6 45V47H4ZM22 45H23V48L24 49H22ZM34 45L35 46H37V47H34ZM38 45H39V48H38ZM58 46V47H56V46ZM129 45V46H128ZM134 45V46H133ZM165 45V46H164ZM201 45V48H199V46ZM12 46H14V48L12 47ZM17 46V48H15ZM26 48H25V47ZM31 46H32V48H31ZM41 46V47H40ZM42 46H43V50L42 49H40V48H42ZM55 46V47H54ZM94 46V45H93ZM139 46V47H138ZM187 46H194L193 48L195 49V50H193L194 51V53H198L199 52V57L196 55V54H194L195 56H197V58H198V61L195 59V62H194V59H191V58H188V56H185L184 55V58H185V62H184V64H183V54L181 55V52L182 53H184V52H186V50H187V48H188V50L189 49H191L190 47H187ZM28 47V48H27ZM162 47H163V49H162ZM164 47H167V48H164ZM184 47H187V48H185V51L183 52V50H184ZM204 47V48H203ZM221 47H222V45H221ZM6 48H8L7 50H6ZM12 48H13V51H12ZM20 50H19V49ZM33 49L32 51H31V49ZM53 48H55V49H53ZM59 48H61L62 49V51H61V49H59ZM115 48H117V46H115ZM134 48V49H133ZM137 48H140V49H137ZM152 48V49H151ZM154 48V49H153ZM192 48V49H193ZM207 48V49H206ZM18 51H16V50ZM28 49H29V51H28ZM38 49V51L41 53V54H44V55H41V54H39V52L37 53V50ZM142 49V50H143ZM183 49V50H182ZM197 49V50H196ZM199 49V50H198ZM203 49V54L205 55H203V54H201V50ZM206 49V50H205ZM6 50V51H5ZM8 50H10V51H12V52H7ZM55 50H57V51H55ZM128 50V49H127ZM134 50V51H133ZM169 50V51H168ZM173 51V53L171 54V51ZM188 50H187V52H188ZM207 50H208V52H207ZM215 50H218V54H216V55H214L215 53H217ZM5 51V52H4ZM24 51H27V52H24ZM30 51L32 52V53H30ZM42 51V52H41ZM147 51H149V52H147ZM159 51V52H158ZM170 52V53H167V54H169V55H167L166 54V52ZM174 51H175V53H174ZM196 51V52H195ZM215 51V53H213ZM7 52V53H6ZM15 52H16V55H15ZM28 52L30 53V55L28 54ZM136 52V53H135ZM160 52H162V53H160ZM212 54H211V53ZM12 53V56H10V54ZM20 53V54H19ZM62 53H64V54H62ZM160 53V54H159ZM189 53V52H188ZM4 54H6V56H2V55ZM17 54H18V56H17ZM140 54H141V56H140ZM144 54V55H145ZM8 55V56H7ZM26 55V56H25ZM30 57H29V56ZM35 55H36V57H35ZM37 55H38V57H37ZM193 55V56H194ZM201 55H202V57H201ZM208 55L210 56V57H208ZM222 55V54H221ZM220 55V57L222 58V56ZM2 56V57H1ZM14 56H17V57H14ZM44 56H46L47 57V59L44 57ZM180 56V57H179ZM182 56V57H181ZM194 56V57H195ZM204 56V57H203ZM206 56L208 57V58H210L211 59V57H213L212 59H213V62L214 63H218V64H214L213 62H212V59H211V61H209L207 58H206ZM5 57V58H4ZM13 57H14V59H13ZM18 57L21 59H18ZM29 57V58H28ZM146 56H144L143 58H145ZM171 57V58H170ZM186 57H187V61H188V63H189V68L191 67V66H193L192 64L193 63H195L194 64V67H195V69H196V72H197V69H200V72H198V73H196L195 72V69H193L194 67H192V68H190V69H192L193 70V72H195L196 73V75L194 76V74L195 73H193V74H189V73H191L192 71H189L190 69H188V63H187V61H186ZM214 57L215 58H217L216 59V62H215V60H214ZM3 58H4V60H6V62L3 60ZM11 58V59H10ZM26 58H28V59H26ZM34 58H36L35 60H34ZM40 58V59H39ZM176 58V59H175ZM196 58V57H195ZM201 58V59H200ZM203 58L205 59L204 61H203ZM219 58V59H218ZM7 59H9V60H14V61H9V60H7ZM40 61H39V60ZM53 61H52V60ZM171 59V60H170ZM181 59H182V61H181ZM189 59V60H188ZM191 59V60H190ZM206 59H207V61H206ZM3 60V61H2ZM16 60H18V61H16ZM32 62H31V61ZM104 60V59H103ZM103 60H100V62H102ZM172 61H173V63L176 65V67L178 66V65H180V63L182 64V67H181V69H180V67L178 66V68H176L175 67V65L172 63ZM18 62V63H17ZM45 62V61H44ZM55 62V63H54ZM103 62H107V66L108 67H104V69H107V71H109V70H111V71H115L116 72V68L117 67H115V66H113V64L111 63V62H109V61H106V60H104ZM180 62V63H179ZM192 64H191V63ZM201 62H202V64H201ZM206 62V63H205ZM4 63H6V64H4ZM12 63H13V65H14V68H13V66H12ZM15 63L18 65H15ZM108 63L109 64H111V66H113V68L115 69H113L112 70V67L110 66V65H108ZM187 63V64H186ZM201 65H200V64ZM206 65H205V64ZM208 63H210L208 66H212V68L214 67V66H216V65H218V67H215V68H217V69H215V68H213V70L211 69V66H210V68H208L207 67V64ZM38 64V63H37ZM37 64H35V66H37ZM55 64V65H56ZM169 64H170V67H166V66H169ZM171 64H172V66H171ZM198 65V68H196L197 67V65ZM204 64V65H203ZM58 65H60V63L59 64H57L56 66H55V68L57 67H59ZM164 65V66H163ZM191 65V66H190ZM34 66V67H35ZM157 66H159V65H157ZM186 66V67H185ZM203 66H206V68H203ZM109 67H111V69L109 68ZM168 69V71H167V69ZM184 67V68H183ZM201 67V68H200ZM13 68V69H12ZM186 68V69H185ZM166 69V70H165ZM171 69H173V70H178L177 72H179V71H181V73L179 72V73H177L176 71L174 72V73H177V76H175V77H172L173 79L175 78L176 79V77H177V81L174 79H171V75L169 76L168 75V73H170V71H172ZM180 69V70H179ZM187 69H188V72H187ZM202 69H204V70H202ZM206 69V70H205ZM208 69H210V70H212L213 72H211L210 70L208 71ZM1 70V69H0ZM30 70V71H29ZM97 70H101V69H99V68H97ZM103 70V69H102ZM182 70L183 71H186V73H183L182 72ZM215 70V71H214ZM8 71V72H9ZM25 71V72H24ZM110 71V72H111ZM167 71V72H166ZM203 71H208V73H206V74H208L207 76H201V75H206ZM9 72V73H10ZM22 72H21V74H22ZM41 72V71H40ZM110 72H108V73H110ZM113 72H112V74H109V75H111L108 79L111 81H113L114 82V80L113 79H115V82L118 84H120V82H119V79H118V74L119 73H116V75H113ZM218 72H219V74H221V75H219L218 74ZM42 73L43 72H41V75H42ZM164 73V72H163ZM162 73V74H163ZM200 73V74H199ZM210 73H213V74H210ZM44 74L45 73H43V79L44 80H46V78H44L45 76H44ZM184 74V76H182ZM185 74H187V75H185ZM198 74V75H197ZM209 74L212 76V77H210L209 76ZM215 74V75H214ZM224 74V73H223ZM179 75H181V76H179ZM190 75V77H188ZM179 76V77H178ZM195 77L194 79H196L197 77L196 76H199L198 77V80L196 79V80H194L193 79V77ZM209 76V78H211V80H212V83L214 82V84H213V86L212 85H209V89L210 88H212V87H214L215 86V88L213 89L212 88V90H211V92H212V94L210 95V93H209V95H210V97H209V99H210V101L214 98V102L212 101V102H210L209 101V104L208 103H205V105L202 103V97H203V95L201 94V93H198V92H200V91H197V90H199L200 89V87H199V89H198V87H197V84H196V82L198 81L199 82V80H201L202 78V81L204 82V80H207V81H205L204 83H206L207 82V84H212V83H210L211 81H209V78H207ZM217 76V77H216ZM114 77H117V78H114ZM182 77V78H181ZM187 77V78H186ZM207 79H206V78ZM119 78L120 79H122V75H119ZM124 78V77H123ZM183 78H185V79H183ZM191 78V79H190ZM217 79V81H214L213 79ZM188 79H190V81H196L195 82V85H194V82H190ZM215 79V80H216ZM184 80V81H183ZM46 81H48V82H53V80H46ZM109 82V83H113V82ZM121 81V84H123V86L120 84V87H119V84L117 85L115 82V84L118 86H116V91H117V88L118 89H120V90H123V89H125L128 85L127 84H125L124 82V79H122V80H120ZM122 81H124L123 83H122ZM179 81V82H178ZM185 81H186V84H185ZM189 81V83H187ZM202 81H200L199 83H200V86L201 85H203V84H201V82ZM209 81V82H208ZM219 81V82H218ZM183 82V83H182ZM202 82V83H203ZM218 82V83H217ZM179 83V84H178ZM189 84V85H188ZM190 84H193L194 85V88H195V90L193 91L192 89H194V88H191V90H190V88H188L189 86H190ZM218 84V85H217ZM127 85V86H126ZM180 85H185L184 87L182 86V90H181V88H180ZM188 87H187V86ZM111 87H112V85H111ZM125 87V88H124ZM187 87V88H186ZM191 87V86H190ZM193 87V86H192ZM113 88V87H112ZM114 89V88H113ZM126 89H128V90H123V93L125 92L126 94H128V96H125V98H133V93H134V91L133 92H130V93H128L129 92V87H127ZM219 89V90H218ZM119 90V92H121ZM200 90H203V89H200ZM208 90V89H207ZM111 91H113V90H111ZM118 92V93H119ZM188 92H190V93H188ZM192 92V93H191ZM193 92H196V93H193ZM217 92V93H216ZM124 93V94H125ZM177 93V92H176ZM125 94V95H126ZM133 94V95H132ZM178 94V93H177ZM191 94H194V95H191ZM216 94H218V95H216ZM179 95V94H178ZM216 95V96H215ZM135 96V95H134ZM180 96V95H179ZM191 96V97H190ZM196 96H197V98H196ZM201 96V97H200ZM217 97V98H216ZM191 98H192V100H191ZM204 98V97H203ZM5 98L3 97V99L0 97V110H3V108H4V105H7V104H5V103H8V100L7 99H5L6 100V102L5 103H3V105H2V102L3 101H5L4 100ZM208 99V98H207ZM3 100V101H2ZM142 101V100H145V102H147V101H149V100H147L146 101V98L145 99H139V96H138V101ZM191 100V101H190ZM195 100H197V102L195 101ZM216 100V101H215ZM2 101V102H1ZM137 100H135V102H136V105L138 106L137 108H136V105H135V107H132V108H134L136 111H133V112H137L138 114H140L141 113V111H142V114L141 115H145V114H149L148 112H147V110L146 109H148L145 105L147 104H144V102L142 103L141 101H140V103L138 102ZM201 101V103L199 104V102ZM150 102V101H149ZM189 102V103H188ZM193 102V103H192ZM196 102V103H195ZM141 104V105H140ZM196 104V105H195ZM206 104H207V107L209 108V109H205V108H207L206 107ZM195 105V106H194ZM198 105H199V107H198ZM249 105H251V103L249 104ZM3 106V107H2ZM140 106H142L141 108H140ZM203 106H205V107H203ZM144 107V108H143ZM46 108H47V106H46ZM140 108V109H139ZM200 108V109H199ZM216 108H218V107H216ZM216 108L214 109V110H216ZM204 111H203V110ZM131 110H133V109H131ZM141 110V111H140ZM146 111L145 113H144V111ZM201 111V112H200ZM205 112V113H203V112ZM212 111H213V109H212ZM153 112H155L153 109L151 110V113H153ZM225 113H226V111H224ZM225 113H223L222 112V114H220V115H225ZM226 116V115H225ZM149 117L150 118H153V119H151V120H149L148 122H150L151 124L152 123H154V124H156V125H158V124H163L164 122L161 120V122H160V120H159V117L157 116V119L153 116V114H151V116H150V114H149ZM221 118L223 119V120H225L226 119V117L224 118V116H221ZM35 119H36V121L37 122H35ZM40 120H38V118H33V124H34V126H36V127H39V128H34V132H31L30 134H32V135H30L29 133H27L26 131H24L23 130V127H25L24 125L27 123L26 122V119H23V120H21V122H19V125L22 127V128H20V127H18V126H16V125H14V124H10V123H8L9 124V127H8V124H5V123H7V121H4V119L2 120V121H4V123H2L1 124V122L2 121H0V124H1V126H2V128L0 127V130L1 131H3V132H1L0 133V141H1V143H0V152L2 153V152H4V154L5 155H7V156H10V158L12 159V160H16V159H18L19 158V156H22L20 159H21V161L20 160H16V163H18V165H20V162H22L21 163V165L22 166H24V162L23 161H25L27 164H28V159H30L29 160V165H27L26 163V165H27V168H30V172L31 173H33L34 172V178H35V176L37 175V178H35V180H36V182L38 181L37 179L38 178H40V180H41V182H33L32 180H29V183H27V184H25V182L27 181V179L25 180H23V182H22V179L21 178H19V179H21L20 181L17 179V177H14V178H12L11 179V176L10 175H8V179L9 180H7L6 182L4 181V182H1L0 183V193L1 194H3V191H4V189L5 188H7L9 185L8 184H11V182H12V184L14 183L15 184V186H17V187H19L20 185H22L23 186V188H22V186H20L18 189H16V194H15V197H14V199H13V201L15 202V200H16V202L15 203H18L19 201V207L21 208V205H22V208H21V211H23V213H22V216H24L25 218L27 217V220H29V221H34V219H39V222H38V219H37V222H38V228H39V230H40V228H41V230L39 231V234L41 233V234H43L42 236H40L39 237V242H42V241H46V239H45V234H44V230L42 231V229H43V226H44V224H45V226L47 225V223L48 224H50V226H51V230L52 231H55V232H57V236H59V234H61V235H69V234H74V233H76L75 235L77 236L78 235V237H80V240H81V246H78L77 248H78V251L76 250V254H77V256L78 257H80L81 258V256L83 255V254H85V253H87V254H85V255H83L82 256V258L85 260V259H87L88 258V255H89V257L91 256V254H93V251H96L95 253H97V256L99 255V258L96 256V254L95 255H93L92 256V259H91V261H93V263L92 264H122L123 262V264H154L155 263V260L154 259H157V258H155V257H158V261H156V263L155 264H185V260L183 259V257H180V253H176V255L175 256H169V258H171V257H174V258H171V259H169V258H167L166 260H168V261H166L165 263L163 262V260H164V258L163 257H161L162 255L161 254H164V252H162V251H160V250H162V248H164V246H165V248H168V246H167V244L164 242V243H162V240L164 241H166V239L169 237V235H171L170 234V232H173V230L175 231V228H177L176 229V231L174 232V236L178 233V230L179 229H182V228H188L186 231H188V233L190 232V233H193L191 230H192V228H193V226H197L196 224H198V225H201V222L203 223V222H208V224L207 223H203L204 224V226L205 225H207V228L210 230V229H212V227H213V229H212V232H213V234L211 235V233H210V231L207 229L206 230V233H207V231H209L207 234L202 230V228H203V224L201 225L202 226V228L200 229V227L201 226H198L199 227V234H198V237H199V239L197 238H195L194 237V239L195 240H197V242L196 243H200V244H202V245H204L205 246V248H206V256H205V260H206V264H243V263H245V264H253V262L254 263H256V264H262L261 262H262V258H263V261H264V255H263V251H264V240H262L263 239V237H264V226H260L261 224L263 225L264 224V219L262 220L261 219V217H263L264 216V213H262V212H264V208L262 209V206L261 205H257V203L259 202L257 199H256V201H255V196H254V198H253V196H251L250 194L253 192V190H254V192L252 193V194H256L255 193V188H257L258 190H262V191H264V137H261L260 135H257L256 133L254 134V133H252V132H254L255 131V128L257 127V124H255V123H253V122H251L249 119H247V120H245L244 121V126L242 127V129H243V131H240V134H238L237 136L235 135V137H234V134H235V130L232 128V126L230 125L228 128H227V125H229V123L227 124V123H225V125H224V123H223V121H222V119H220L219 118V122H218V124H215V125H213V134L214 135H210V136H208L207 137V139L208 140H210V139H212V137L213 136H217L218 138L216 139V141H215V139H212L211 141H210V144H209V146L208 145H206L207 147H208V149H206V151H203V150H205V149H203V150H201L202 152H204V154L202 153L201 155H203V156H201L200 155V153H201V151H199L196 147V145H195V142H192L193 140L192 139H188V138H186L185 136V139L183 138V135L180 133V134H178L179 132H174V131H172L171 133H170V131H171V128H170V130H168L167 129V127H165V128H162V126H160L159 128L158 127H156L157 129H155V130H153L152 132L150 131V132H146V130H144V129H142V132H145V133H147V134H149V133H153V132H156V134L157 133H159L158 131H162V132H167V134L165 133V135H169V137H167V138H169L168 140H167V138L164 140V141H162L163 143H167L166 145H168V143L169 144H171V145H168L167 146V148H169L170 150H171V152L173 153V155L175 156V157H178V155H179V157L180 156H182V161L180 162V160L178 159H175V161L177 162H175L174 164L176 165V167H174V168H176L174 171H172L174 168H173V166H175L173 163H171L170 164V167H172V168H170V172H172L173 173V175H172V173H169V171H167L166 173H167V175H166V177L163 179L164 181H166L167 183H166V186L168 187H166L167 188V190H166V192H167V194H163L162 196H160V197H155L157 200L158 199H160L162 202H164V204H163V206H164V208H166L165 206L168 204V206L170 207V206H175L173 209H175V210H177L179 207L177 206V204H176V202L174 201L175 199V196L176 195H179L180 194V192L182 193V190L181 189H179L178 188V186H176V185H178L179 184V182L178 181H180V179H184V181H182V182H180L181 184V188H184L183 187V185L187 188H189V190H190V192L192 193H197V188H198V192H200V188H202L201 186L203 185V187L204 186H206V184L207 183H209V184H207L208 186H211V184L215 181L214 179H212V177L214 176V178L216 179H220L221 181H225L226 183V185L224 186V187H226L227 188V186H231V189H230V186H229V188H227L228 190H227V192L225 193V194H223L222 196H218L219 198L218 199H216V200H210V201H204V204L202 205V207H201V209L199 210L198 208V210L197 209H195V210H197V211H193V210H191V208L189 207V209H187L188 207L186 206V208H185V206H182L183 208H182V211H183V213L184 214H182V215H180L179 216V212H180V210L178 209V211H175V212H173V209L172 208H169V213H171V214H176V212L178 213V214H176V216H172V217H170V219H171V223H170V226L169 225H167L168 226V228H165V229H160L161 231H159V232H157L158 231V229H157V227L156 226H151V225H155V223L154 224H149L150 226L149 227H152V230H150L149 229V231L150 232H148L147 234H145V236L146 237H143V235H144V233L142 234V232L144 231V228L142 227H137V225H136V220L137 219H139V220H143V219H146L147 218V213L145 212V209L143 210L142 208H141V206H138V205H134V204H136V196L134 195V193H132L133 191H131V193H129L130 192V190H135V188L134 189H131L132 187H131V185L133 184V183H136V182H138V181H136L137 179H139L140 181H143V180H145V177L147 178L146 179V181L148 180V182L149 183H153L154 181L153 180H156V179H159V178H161V176H159V177H154V176H156L155 175V173L156 172H159V171H161L160 170V168H158L157 166H156V164H154V165H152V163H151V161H147V162H144V160H147L148 159V157L146 156V154H148L149 152H151L152 153V151L154 152V151H159V149L156 147V148H153L151 151L150 150H147V151H144L143 153H142V151L143 150H146V149H143V148H140V147H144V145H142L141 143H138L137 145H136V147H135V145L132 147L133 149H131V147H129L131 150H132V152H133V154L130 152V149L129 148H127V149H125V152L126 153H128V154H126V155H129L130 153V155L131 156H133L134 154V156L132 157V159H129L131 162H133V164H136V165H133V166H128V167H130V168H128L127 169V174H126V177H127V181H125V183H124V187L125 188H123L122 189V193H121V196L122 197H124V198H122V204L125 206V208H130V209H132L133 211H134V216L136 217V218H134V216H133V214L131 215L130 213H127V214H130L129 215V222L127 221V224H129L130 223V225H129V228L127 229L128 231H129V239H127L126 238V236H127V233L126 234H124V235H122V234H118L119 235V237L118 236H116V237H118V238H116V237H112L111 238V229H112V227H110V226H112V223H113V221L111 220V219H108V218H104V220L102 219V217H105L106 215H108V214H106L105 213V215H103L102 213L103 212H107V211H102L101 213H100V211H97V210H95V209H93V207H96L97 209H99L101 206V208L100 209H105L106 210V208H105V206H103V204H106L107 206L109 205L108 203H113V200H112V195H111V201H110V194H108V192H110L111 190L110 189H108V186L107 185H103V186H101L102 184H99L97 181L100 179V178H102L103 177V175L101 176L98 172L96 173V172H94V174L93 173H90V172H93V170H92V168L90 167V165L88 164L90 161H91V158L89 157V155H87L86 154V152L83 150L84 149V147L83 146H86L85 148H88V146L87 145H85V144H87L88 142H86V140L88 141V139L90 140L89 142L92 144V147L94 146V142H92V141H95L94 139H96L93 135L91 136L90 134L89 135H86L87 136V138H86V136H85V139L84 140H82L83 139V137H84V135L82 136L81 134L79 135V136H82V139H81V137L80 138H76V139H74L75 137L74 136H72L71 137V135L69 136V135H65L64 134V138H66L67 140H65V139H63V137H61V140L63 141H59L61 144H62V147H63V149H65V146L67 147V145H70L69 147H67L65 150L67 151V149L69 150L70 149V151L69 152H71V153H74L76 150L78 151V149H76V148H80L81 149V147H82V149L81 150H83V151H80L79 153H77V157H79V160L82 158V157H85V156H87V157H85L84 159L82 158L81 159V161L82 160H84V162H87V160H89L88 162H87V164L86 163H84L83 161L80 163V161H78L79 162V164H78V166L80 167H78L77 165H75L76 163H77V161L74 159V162H73V166H74V170L72 169L71 170V174H73L74 173V176L73 177H75V179H76V183H75V179L73 180L74 182H73V186H71L73 189H76L74 192H77V190L79 191L80 189H78V187L80 186H78V182L80 181V184L82 183V184H91V185H95L96 184V182H97V184H99L98 186H99V191L100 192H98L97 191V194L98 195H94V194H90V195H87L86 193H83L82 191V196H85V197H88V198H86V199H89L88 201L90 202V201H92V202H90L91 204H90V207H91V209L88 207V206H86V205H84V207H83V204L82 205H80V203L79 204H75V205H71V203H73L74 204V202H71L70 200V204L68 205V203H64V202H62V201H65V199H62V200H60L59 198H57L58 200H60V201H58L57 199H55V195L53 194V192H51L50 190H48V188L50 189V187L48 186V184H46L47 183V181H46V176L49 174L48 172V170L50 169V164H47L48 165V167L46 166V162L48 163L49 162V160H48V155L46 154V151H45V149H43L41 146H40V144L42 143L41 141H42V139L41 138H43V141H44V139L47 137V134H46V132L48 133V129L46 128V127H48L49 128V125H47V123L46 124H43V120H41V118H39ZM155 119V120H154ZM154 120V121H153ZM159 120V121H158ZM22 121H23V123H22ZM42 121V122H41ZM155 121H156V123H155ZM26 122V123H25ZM145 122V121H144ZM144 122H142V123H144ZM159 122V123H158ZM163 122V123H162ZM221 122V123H220ZM21 123V124H20ZM25 123V124H24ZM38 123V125H36ZM39 123H41V124H39ZM44 123H45V121H44ZM142 123H139V126L142 124ZM223 124L222 126L220 125V124ZM165 124H166V122H165ZM7 125V126H6ZM46 125V126H45ZM12 128H11V127ZM219 126H221V127H223V126H226V128L225 127H223V128H219ZM5 127V128H4ZM8 127V129H7V131H6V128ZM18 127V128H17ZM45 127V128H44ZM218 127V128H217ZM11 128V129H10ZM16 128V129H15ZM212 126L211 127H209V131H211L212 129ZM226 130H225V129ZM230 128V129H229ZM260 128H262V127H260ZM264 128V127H263ZM2 129H4V130H2ZM19 129H21L20 131H19ZM165 129V130H164ZM216 129V130H215ZM219 129V132L217 131ZM223 129V130H222ZM232 129V130H231ZM40 130H41V132H40ZM91 130V129H90ZM166 130H168V131H166ZM222 130V131H221ZM224 130L226 131V133H227V130H228V134H226V133H224ZM230 130V131H229ZM4 131H6V134L4 133ZM10 131V132H9ZM39 132V133H37V132ZM42 131H43V133H42ZM46 131V132H45ZM216 131H217V133H216ZM221 131V132H220ZM175 134H174V133ZM212 132L210 133V134H212ZM231 132V136L232 137H230L229 136V133ZM241 132H248L247 133V135H245V134H243V133H241ZM27 134V136L29 137H27L26 136V134ZM45 133V134H44ZM218 133H221V134H218ZM223 133L227 136H229L230 138H228V137H226L225 135V137L226 138H228V139H225L224 138V136H223ZM3 134L5 135V137L3 136ZM215 134H217V135H215ZM237 134V133H236ZM43 135H46V137L44 136V137H42ZM175 135V136H174ZM182 135V136H181ZM221 135V137L219 138V136ZM259 137H257V136ZM7 136V137H6ZM12 136V137H11ZM35 136V137H34ZM38 138H37V137ZM40 136H41V138H40ZM66 136V137H65ZM172 136V139H170V137ZM180 136V137H179ZM35 139H33V138ZM67 137H69V138H67ZM74 137V138H73ZM90 137L92 138V137H94V138H92V139H90ZM174 137H176V138H174ZM233 137H234V139L235 140H233ZM1 138H3L2 140H1ZM71 138V139H70ZM73 138V139H72ZM162 138V136L161 137H159V138H154L153 139V141H151L152 143H154V142H158L160 139ZM178 138V139H177ZM8 141H7V140ZM26 139H27V142H26ZM38 139H39V141H38ZM187 139V140H186ZM224 139V140H223ZM263 139V140H262ZM29 140H31V142L29 141ZM33 140L36 142H33ZM186 141V143H185V141ZM190 140H191V142H192V144H193V146H192V144H191V142H190ZM220 140V141H219ZM232 140L233 141H235V142H232ZM4 141V142H3ZM5 141H7V143L5 142ZM11 141V142H10ZM65 141H67L69 144H67V142H65ZM69 141H71V142H69ZM80 141V142H79ZM82 141H85V142H82ZM169 141V142H168ZM170 141H171V143H170ZM176 141V142H175ZM215 142V144H214V142ZM229 141H231V143H229ZM41 142V143H40ZM81 142H82V144H84L83 146L81 145ZM181 142V143H180ZM184 142V143H183ZM219 142V143H218ZM222 143V145L224 144V146H223V151L222 150H220L221 148H219V149H217V147H221L222 145H221V143ZM228 142V143H227ZM32 143V144H31ZM33 143H35V146H33L34 144ZM71 143V144H70ZM180 143V144H179ZM227 143V144H226ZM233 143V144H232ZM3 144V145H2ZM6 144H8V146H6ZM11 144V145H10ZM31 144V145H30ZM74 144V145H73ZM81 146V147H77V146H79V145ZM178 144V145H177ZM212 144L214 145V148H213V146H212ZM216 144H217V146H216ZM220 144V145H219ZM10 145V146H9ZM20 147H19V146ZM39 147V149H38V147ZM98 145V144H97ZM99 145H100V143H99ZM141 145V146H140ZM177 145V146H176ZM184 145V146H183ZM189 145V146H188ZM219 145V146H218ZM231 145L235 148V150L231 147ZM5 148H4V147ZM28 146H29V148H28ZM101 146H102V144H101ZM181 147V148H179V147ZM186 146H188V147H186ZM216 146V147H215ZM37 147V148H36ZM74 149H73V148ZM166 147V146H165ZM171 147H172V149L174 148V150H175V152H174V150H172L171 149ZM178 147V148H177ZM185 147V148H184ZM209 147H212L213 148V150L216 148L218 151H208V150H212V148H210L209 149ZM15 148V149H14ZM35 148H36V150H37V152H36V150H35ZM94 148H96V147H94ZM98 148V147H97ZM96 148V149H97ZM135 148H136V150H135ZM139 148V149H138ZM175 148H177V150L175 149ZM189 148V149H188ZM3 149V150H2ZM42 149V150H41ZM74 151H73V150ZM79 149V150H80ZM95 149V150H96ZM139 151H138V150ZM184 149V150H183ZM215 149V150H216ZM233 149V151H231L230 153H229V151L230 150H232ZM18 150V151H17ZM31 150H33L32 152H31ZM40 150V151H39ZM72 150V151H71ZM95 150L93 151L94 153H96L97 151L98 152H101L100 150H96V152H95ZM135 150V151H134ZM142 150V151H141ZM163 150V149H162ZM178 150H180L179 152H178ZM236 150H238V151H236ZM17 151V152H16ZM23 151V152H22ZM31 153H30V152ZM38 151L40 152V153H38ZM45 151V152H44ZM149 151V152H148ZM187 151V152H186ZM191 153H190V152ZM198 151H199V154H198V157H196L197 155H196V152L198 153ZM15 152V153H14ZM20 152V153H19ZM36 152V153H35ZM130 152V153H129ZM180 152H182V153H180ZM220 152L222 153L221 155H220ZM13 153H14V155H15V157H12V156H14L13 155ZM25 154V156H24V154ZM44 153V154H43ZM84 153V154H83ZM140 153H142V155L140 154ZM175 153V154H174ZM178 155H177V154ZM210 155H209V154ZM211 153H212V155H211ZM216 153H218L219 155L217 156V157H219V158H221L222 160H224L223 158H225V164H227V167L229 168H227V167H224V170L222 169L223 167L222 166H224L225 164H224V161H222L221 159H219L218 160V158L216 159V158H214L217 154ZM226 155H225V154ZM228 153H229V156H228ZM17 154V155H16ZM42 155V157H41V155ZM80 154V155H79ZM187 154V155H186ZM195 154V155H194ZM216 154V155H215ZM223 154H224V157H223ZM234 154V155H233ZM39 155V156H38ZM45 155V156H44ZM74 155V156H75ZM83 155H85V156H83ZM129 155V156H130ZM139 157H138V156ZM141 155V156H140ZM172 155V156H173ZM213 155H214V157H213ZM234 156V160L232 159V157L231 156ZM17 156V157H16ZM28 157V159H27V161L26 160H23V158L24 157ZM128 156V157H129ZM199 156H201V158L199 159ZM220 156H222V157H220ZM236 156V157H235ZM44 157V158H43ZM178 157V158H179ZM187 157V158H186ZM192 157V158H191ZM16 158V159H15ZM46 158V159H45ZM90 158V159H89ZM129 158H131V157H129ZM139 159V162H138V159ZM202 158H203V160H202ZM228 158V159H227ZM229 158H231V160H232V162H235V163H232L231 161H230V159ZM238 159V160H236L235 161V159ZM24 159H26V158H24ZM46 160V162H45V160ZM78 159V158H77ZM85 159H87L86 161H85ZM141 159V160H140ZM193 161H192V160ZM210 159H212V160H210ZM213 159H215L218 163H214V161L215 160H213ZM185 162H184V161ZM191 160V161H190ZM221 160V161H220ZM18 161V162H17ZM135 161H136V163H135ZM210 161H211V164H209L208 165V163H210ZM15 162V161H14ZM150 162V163H149ZM219 162L220 163H222V165L220 164L219 165ZM229 162H230V164H229ZM236 162H238L237 164H236ZM84 163V164H83ZM100 163V165H101V161L100 162H98V164ZM146 163V164H145ZM182 163V164H181ZM198 165H197V164ZM140 165V167H139V165ZM202 164V165H201ZM205 164H206V166H205ZM216 164V165H215ZM235 164V165H234ZM20 165V166H21ZM26 165H25V167H26ZM45 165V166H44ZM84 165H86V167L87 168H89V169H87ZM137 165H138V167H137ZM144 166V165H146L145 167H141V166ZM155 166L156 167V169L154 168V167H152V166ZM177 165H178V167H177ZM190 165V166H189ZM210 165H211V167L214 169H212L211 167H210ZM229 165V166H228ZM232 165H234V166H236V167H238V169L237 168H234V166L233 167H231ZM29 166V167H28ZM34 168V169H32V167ZM72 166V167H73ZM76 166V167H75ZM91 166H93V165H91ZM136 166V167H135ZM147 166H148V168H147ZM185 166V167H184ZM188 166V167H187ZM206 168H204V167ZM210 168H209V167ZM214 166H217V168L218 169H216V167L214 168ZM222 168H221V167ZM226 166V165H225ZM46 167V168H45ZM94 167V166H93ZM154 168V170H157V171H155L154 172V170L152 169V168ZM192 167V168H191ZM208 167V168H207ZM231 167V168H230ZM48 168V169H47ZM107 169L106 167H103V169ZM135 168V169H134ZM159 170H158V169ZM178 168H179V170H178ZM188 168V169H187ZM203 168H204V170L205 171H199V170H203ZM225 168L227 169L226 171H227V173H228V176L230 177H226V175H227V173L225 174L224 172H226L225 171ZM234 168V169H233ZM243 168V169H242ZM79 169V170H78ZM102 168H100L99 170H101ZM104 169V170H105ZM134 169V170H133ZM144 171H142V170ZM146 169H148V170H146ZM151 169H152V171H151ZM181 169V170H180ZM185 169V170H184ZM195 169V170H194ZM199 169V170H198ZM208 169V170H207ZM223 170V172L221 171V170ZM233 169V170H232ZM240 169H241V171L243 170V172H240ZM6 170V169H5ZM36 170V171H35ZM48 172H47V171ZM78 170V171H77ZM90 170H92V171H90ZM136 170H140L141 171V173L142 174H138V173H140V172H137ZM185 172H184V171ZM87 171V172H86ZM132 171V172H131ZM133 171H135V172H133ZM148 171H150V172H148ZM180 171H182V173L183 174H181L180 173V175H179V172ZM191 171V172H190ZM194 171V173H193V175H192V172ZM198 171V172H197ZM210 171V172H209ZM213 171H214V174L216 175V177H215V175H213V174H210L209 175V173H213ZM216 171L218 172H222V173H216ZM233 171V172H232ZM235 171V172H234ZM38 173V174H36V173ZM80 172V173H79ZM146 172V173H145ZM148 172V173H147ZM153 174H152V173ZM178 172V173H177ZM189 172V173H188ZM197 172V174H195ZM200 172V173H199ZM203 172V173H202ZM82 173H83V175H82ZM134 173V174H133ZM144 173V174H143ZM174 173H175V175H174ZM177 173V174H176ZM185 173H186V175H185ZM199 173V174H198ZM80 174V175H79ZM85 174V175H84ZM97 174L98 175H100V176H97ZM136 174V175H135ZM145 174H148L149 175V178H148V175L146 176ZM168 174H169V176H172V177H169L168 176ZM171 174V175H170ZM187 174L188 175H190V176H187ZM220 174V175H219ZM222 174V175H221ZM225 174V175H224ZM231 174V175H230ZM236 174H237V176L238 177H240V178H237V176H236ZM137 175H138V178H137ZM153 177H152V176ZM183 175V176H182ZM194 176L192 179L195 181V180H197V182H196V185H195V182L192 180V179H190L189 177H192V176ZM198 175H200V177L198 176ZM204 175H206V176H204ZM221 176V178L219 177V176ZM223 175H224V178H222L223 177ZM234 175V176H233ZM39 176V177H38ZM43 176V177H42ZM70 176V175H69ZM78 178H77V177ZM91 176V177H90ZM125 176V175H124ZM131 176H134V177H131ZM143 176H144V179H143ZM178 176H180V177H178ZM185 176V177H184ZM187 176V177H186ZM209 176H211V179H210V177ZM89 177V178H88ZM93 177H95V178H93ZM97 177H98V179H97ZM100 177V178H99ZM130 177V178H129ZM137 179H136V178ZM142 177V178H141ZM150 177H151V180H152V182H151V180H150ZM175 177L176 178H178V179H175ZM182 177H184V178H182ZM199 178V179H201L202 180V182H201V180H199V182L202 184H200L199 182H198V179H195V178ZM208 177H209V180H206L207 182H204L203 180H204V178L206 179H208ZM219 177V178H218ZM232 177H234L233 179H232ZM133 178V179H132ZM141 178V179H140ZM154 178V179H153ZM15 179V180H14ZM85 181H84V180ZM95 179H97V180H95ZM132 179V180H131ZM185 179H187L188 181H189V183H190V181H191V183L192 184H189L188 185V183H187V180H185ZM190 179V180H189ZM229 179V181H227ZM12 180V181H11ZM131 180V181H130ZM135 182H134V181ZM210 180H212V182L210 181ZM214 180V181H213ZM15 181V182H14ZM32 181V183H33V185L34 186H31L32 184L30 183ZM46 181V182H45ZM82 181V182H81ZM88 181H91V182H95L94 184L93 183H88ZM146 181H143V184H144V182H145V184H148ZM171 181H172V183H171ZM209 181V182H208ZM131 182H132V184H131ZM175 182V183H174ZM185 182V183H184ZM211 182V183H210ZM228 182H230V183H228ZM36 183V184H35ZM38 183H40L39 184V187L37 186L38 185ZM41 183L43 184V185H41ZM45 183V184H44ZM127 183H130V185L128 186L127 185ZM140 182H138V184H139ZM182 183H183V185H182ZM236 185H235V184ZM20 184V185H19ZM29 184V185H28ZM137 184V183H136ZM141 185H142V182L140 183ZM144 184V185H145ZM171 184V185H170ZM193 184H194V186H193ZM229 184V185H228ZM6 185H8V186H6ZM26 185L27 186H30V187H32V191H31V189H30V187H28L29 189H27L26 190ZM44 185H45V187H46V185H47V187L45 188L44 187ZM134 185V184H133ZM171 186V188H170V186ZM173 185H174V187H173ZM186 185H188V186H186ZM190 185H192L191 187H192V189L190 188ZM201 185V186H200ZM250 185V186H249ZM36 186H37V188H36ZM41 186V187H40ZM74 186H75V188H74ZM84 186V185H83ZM83 186H82V188H81V190L83 189ZM176 186V187H175ZM200 186V187H199ZM232 186H237L235 189H237V190H234V188L232 187ZM252 186V187H251ZM16 187V188H17ZM100 187H102V188H100ZM104 187H105V189H104ZM107 187V188H106ZM129 187H130V190H128L129 189ZM197 187V188H196ZM253 187H255V188H253ZM33 188H35V189H33ZM84 188L86 189V187L84 186ZM126 188H128L127 190L129 191H127L126 190ZM173 188L175 189V191L173 190ZM177 188V189H176ZM194 188H196V190L194 189ZM205 188V187H204ZM251 188H253V189H251ZM20 189V191H18ZM41 189V190H40ZM101 189V190H100ZM104 189V190H103ZM205 189H207V188H205ZM248 189V190H247ZM249 189L251 190L250 192H249ZM23 190V191H22ZM30 190V191H29ZM45 190V191H44ZM105 190H108V192L106 191V193L104 192ZM171 191V190H173L172 192H173V194H172V192L170 193L169 191ZM233 190V191H232ZM25 191H29V192H31L32 194H33V196H32V194H28L27 192H25ZM36 191V192H35ZM105 193V195L102 193ZM230 191V192H229ZM22 192L24 193V194H22ZM41 192V193H40ZM125 192H128V194L131 196H128V194H125ZM238 192H240V193H238V194H240V195H238L237 193ZM21 196V198H20V196L18 195V194ZM25 193H27V196H25L26 194ZM38 193H39V195H38ZM99 193H100V196H101V193H102V195H103V200H100V199H102V196L100 197L99 196ZM205 193V192H204ZM243 193V194H242ZM249 194V198H248V195H246V194ZM35 194H37L36 196H37V200H42L41 202H39V201H36V196H35ZM239 196V197H242V198H239L237 195ZM6 194H4L3 195V197L5 196ZM45 198V200H44V198H42V196ZM53 196V198H52V196ZM165 195V196H164ZM168 195V196H167ZM170 195H172V196H170ZM175 195V196H174ZM246 195V196H245ZM19 196V197H18ZM31 196V197H30ZM41 196V197H40ZM49 196V197H48ZM91 196V197H90ZM92 196H94L93 198H95V199H97L98 201H95V199H93L92 198ZM109 196V197H108ZM121 196H119V198L121 199ZM126 196V197H125ZM27 197V198H26ZM97 197V198H96ZM105 197H106V199H105ZM129 197V198H128ZM166 197H168V199H163V198H166ZM169 197L171 198V200H173L174 202H175V204H173L174 202H172L171 203V200H169ZM245 197V198H244ZM23 198H24V200H23ZM35 198V200H33V201H31L32 199H34ZM42 198V199H41ZM90 198H91V200H90ZM126 198V199H125ZM243 198L246 200V198H247V200H246V203L247 202H250V203H248V204H246V206H245V200H243ZM28 199V200H27ZM31 199V200H30ZM49 199V200H48ZM104 199H105V201H104ZM125 199V200H124ZM130 199H132V200H130ZM239 199H242L243 201L241 202ZM248 199H252V201H254V203L251 201V200H248ZM254 199V200H253ZM22 200H23V202H22ZM31 202H30V201ZM85 200V199H84ZM95 202H94V201ZM101 201V203H100V201ZM123 200L125 201V202H127V205H128V203H129V205H131V206H127L126 204H125V202L123 203ZM127 200V201H126ZM129 200H130V202H129ZM160 200H158V201H160ZM177 200V199H176ZM48 201V202H47ZM51 201V202H50ZM102 201H104V203L102 202ZM214 201V202H213ZM38 202V203H37ZM48 204V206H47V204ZM58 202V203H57ZM60 202L62 203L61 205H60ZM97 202V204H95ZM100 204H102L100 207L98 206V204L99 203ZM106 202V203H105ZM108 202V203H107ZM252 202V203H251ZM23 203V204H22ZM25 203V204H24ZM28 203V204H27ZM32 203H34V205H36L35 207H33L32 206ZM42 203H44L43 205H42ZM93 203V204H92ZM131 203V204H130ZM171 203V204H170ZM219 203V204H218ZM260 203V202H259ZM37 204H39V206H37ZM53 207V209H51L50 207V205ZM99 204V205H100ZM221 204H224V205H221ZM251 204H253L255 207H256V210H255V207L253 206V205H251ZM256 204V205H255ZM24 205H25V207H24ZM28 205V206H27ZM45 205H46V207H45ZM58 205V206H57ZM67 205V206H66ZM95 205V206H94ZM99 207H97V206ZM136 206V208L138 207V209H137V211L140 209H142V211L144 212H142V215H141V212H140V210H139V213L136 211V208L134 209V206ZM219 205L220 206H224V207H219ZM41 206V207H40ZM45 208H44V207ZM70 206V207H69ZM72 206H75V207H72ZM106 206V207H107ZM127 206V207H126ZM217 206V207H216ZM228 208V212H226V207ZM233 206V207H232ZM234 206H236V208H234ZM248 206H250V207H248ZM252 206L254 207V208H252ZM43 207V208H42ZM49 207V208H48ZM57 207V209L55 210V208ZM68 207V208H67ZM80 207V208H79ZM109 207H111V205L109 206ZM108 207V208H109ZM160 207H162V205L160 206ZM177 207V208H176ZM221 209V208H225V210L224 209H222V210H220V211H218L217 209H219V208ZM232 207V208H231ZM252 208V210L251 209H245V210H243L244 208ZM257 207L259 208V209H257ZM41 208V209H40ZM229 208H230V210H231V212L232 211H234V212H236V210H237V208H240V209H238V211H239V213L240 214H244L245 212L247 213V215L246 214H244L245 216H246V218L248 219L249 217H247V216H249V211L251 212V213H253V211H254V214L251 216V214H250V218L247 220V219H245V216L242 214V215H240V216H243V217H240V216H237L238 218H233V215H236V213H238V212H236V213H234V212H232V215H231V213H230V210H229ZM242 208V209H241ZM260 208H261V210H263V211H261L260 210ZM25 211H27L28 213H26V212H24V210ZM27 209H31L30 210V215H29V210H27ZM35 211H34V210ZM43 209H44V211L45 210H48L49 209V211L46 213V211H45V213H43L44 211H43ZM51 209V210H50ZM60 209V210H59ZM82 209H84V210H82ZM85 209L87 210V212H88V215H86V211H85ZM103 209V210H104ZM234 209V210H233ZM254 209V210H253ZM35 212H33V211ZM54 210V211H53ZM79 210V211H78ZM213 212H212V211ZM224 210V211H223ZM242 212H241V211ZM246 210H249V211H246ZM258 210V211H257ZM36 211H37V213L38 214H40V215H38L37 213H36ZM41 211V212H40ZM50 211H52V212H54V213H52V212H50ZM59 212V214H58V212ZM63 211V212H62ZM77 211V212H76ZM81 211V212H80ZM92 211V212H91ZM95 211V212H94ZM96 211L98 212V213H96ZM186 211V212H185ZM192 211V212H191ZM216 211H217V213H216ZM244 211V212H243ZM34 213V215H36V217L34 216V218H33V213ZM56 212V213H55ZM64 212H65V216H66V220H65V216L64 215H62L61 217L63 218V220H62V218L60 217V215L61 214H64ZM71 212L73 213V214H71ZM173 212V213H172ZM226 212V213H225ZM2 213V215L0 216V233L1 232H8L9 233V231L13 228V226H14V224H13V222L10 220V219H8L7 217H5L4 216V214H5V212H1ZM61 213V214H60ZM67 213L69 214V217L70 218H68V215H67ZM80 213V214H79ZM93 213H95V214H93ZM223 213H225L224 215H223ZM229 213V214H228ZM238 213V214H239ZM249 213V214H248ZM258 215V218L259 219H261V220H259V219H257V216L255 217V215L256 214ZM259 213V214H258ZM31 214H32V216H31ZM49 214H52V215H49ZM54 214V215H53ZM56 214H58V215H56ZM82 214V215H81ZM101 216H100V215ZM126 214V215H127ZM144 214H146V215H144ZM260 214H262V215H260ZM42 215V216H41ZM45 217H44V216ZM73 217H75L76 218V215H77V218H76V221H75V218H73ZM91 215H92V217H91ZM125 215V214H124ZM202 215V216H201ZM226 215H228L229 216V218H228V216H227V219H226ZM231 215V216H230ZM30 216V217H29ZM39 216V217H38ZM49 216V217H48ZM54 216V217H53ZM96 216H98V217H96ZM128 216V215H127ZM145 216H146V218H145ZM153 216V215H152ZM155 216V215H154ZM178 216V217H177ZM254 216V217H253ZM56 217V218H55ZM74 219V220H72V218ZM84 217L85 218H87V219H84ZM130 217H131V219L132 218H134L135 219V221H134V223H133V220L134 219H132V222H131V220H130ZM138 217H140V218H138ZM151 217V216H150ZM213 217V218H212ZM224 217V218H223ZM252 217L254 218V220H250V219H252ZM31 218H32V220H31ZM53 220H52V219ZM93 218H94V221L96 222V224L94 223V221H93ZM102 219V220H100V219ZM173 218V219H172ZM176 218V219H175ZM242 218H244V219H242ZM44 220V222H42L43 220ZM49 219V220H48ZM55 219V220H54ZM60 219V220H59ZM78 219H79V221H81V222H78ZM81 219V220H80ZM92 219V220H91ZM108 219V220H107ZM169 219V218H168ZM201 219H203L201 222L199 221V220H201ZM204 219H205V221H204ZM231 219V220H230ZM233 219V220H232ZM236 219H238V222H241V223H238L237 221H236ZM240 219H242V220H240ZM52 220V221H51ZM57 220V221H56ZM87 220V221H86ZM225 220H226V222H225ZM236 221V224H235V221ZM244 220H247V221H244ZM260 221V223H259V221ZM48 221V222H47ZM51 223H50V222ZM55 221V222H54ZM62 221L63 222H65L64 224L62 223ZM71 222L70 224L68 223V222ZM74 221V222H73ZM91 221L93 222V224L91 223ZM101 223V225H102V223H104V225H102L101 226V228L100 229H98L97 227L99 226L98 224H99V222ZM102 221V222H101ZM104 221V222H103ZM198 221V222H197ZM217 221V222H216ZM224 221V222H223ZM251 221V222H250ZM255 221H258V224H259V226H258V224H256V227H255V225H254V223H252V222H255ZM62 223L61 225L60 224H56V223ZM108 225H110L109 227H108V229H107V224ZM126 222V221H125ZM174 222V223H173ZM231 222H233L232 224H231ZM248 223V225L250 224V226H251V228H250V226H249V228H248V230L244 227V226H242V225H244V224H246L247 225V223ZM42 223V226H40V224ZM55 224V225H53V224ZM77 223H81L82 224V226L84 225H86L85 227L83 226H81L80 224H77ZM88 223V224H87ZM98 223V224H97ZM150 223H153V222H150ZM244 223V224H243ZM252 223V224H251ZM255 223H257V222H255ZM72 224H74V226H72ZM75 224H77L76 226H75ZM107 226H106V225ZM215 224V225H214ZM226 224H228L227 226H226ZM231 224V225H230ZM238 227L239 226V224L242 226V227H240V228H237L235 225ZM56 225H60L59 226V229H58V227H56ZM97 225V226H96ZM133 225V226H132ZM135 225V226H134ZM146 225H147V223H146ZM208 225H212V226H208ZM248 225H247V227H248ZM49 226V225H48ZM78 226V227H77ZM94 226V227H93ZM172 226V227H171ZM226 226V227H225ZM231 226V227H230ZM254 226V227H253ZM65 227H67L66 229L70 232V233H68V231L66 230V229H63V228ZM70 227V228H69ZM76 227V228H75ZM103 227H104V229H103ZM135 227V228H134ZM153 227H156V228H154L155 230H157V231H155L154 229H153ZM253 227V228H252ZM260 227V229H258ZM60 228H62V230H64L63 231V233H62V230L60 229ZM73 228V229H72ZM82 228H84V231H83V229ZM85 228H89V229H85ZM93 228V229H92ZM97 228V229H96ZM172 228H174L173 230H172ZM219 228V229H218ZM230 230H229V229ZM231 228H233V229H231ZM257 230V231H255V229ZM74 229L76 230V232L74 231ZM77 229H79V230H77ZM91 229V230H90ZM108 230L107 232H106V230ZM135 229H136V231H135ZM137 229H138V231L140 230V232H138L137 231ZM190 229V230H189ZM238 229H242V233H240L241 231L240 230H238ZM254 229V230H253ZM59 232H58V231ZM61 230V231H60ZM88 230V231H87ZM97 230V231H96ZM201 230H202V232H201ZM65 231H66V234H65ZM86 231H87V233H86ZM103 231V232H102ZM106 233H105V232ZM126 231V230H125ZM131 231H132V236L130 235V233H131ZM169 231V232H168ZM215 231H216V233H215ZM226 231V232H225ZM252 231H254V232H252ZM84 232V233H83ZM99 232V233H98ZM135 232H136V234H135ZM204 232V233H203ZM244 232V233H243ZM248 234V235H250V233H251V235L253 236V237H251V235L248 237V235H246V233ZM249 232V233H248ZM263 232V233H262ZM68 233V234H67ZM86 233V235H81V234H85ZM89 233H91L92 235L91 236H93V238L92 237H90V234ZM98 233V234H97ZM108 233H110V235L108 234ZM133 233H134V236H133ZM140 233V234H139ZM151 233V234H150ZM154 235H153V234ZM203 235V234H205L206 236H202L201 234ZM222 233V234H221ZM230 233V234H229ZM235 233V234H234ZM253 233H256V234H253ZM259 233L260 234H262V235H260L259 237L261 238V240H260V238L258 237V235H259ZM71 234V235H72ZM89 234V235H88ZM106 234L108 235V236H106ZM209 234L212 236H209ZM243 236L244 234V236H247V237H242L241 235ZM11 234H9V236H10ZM81 235V236H80ZM101 235V236H100ZM104 235V238L102 237ZM142 235V236H141ZM167 235V236H166ZM201 235V236H200ZM254 235H257V237L256 236H254ZM89 238H87V237ZM95 236V237H94ZM120 236H122V237H120ZM125 236V237H124ZM208 236V238H204V237H207ZM242 238H244V239H242L241 240V237ZM10 237H12V235L10 236ZM108 237V238H107ZM124 237V238H123ZM204 239H203V238ZM86 240H85V239ZM95 238V239H94ZM107 239V241L109 240V239H111L112 240V242H111V240H109L108 242H109V244L110 243H113V244H108V242L107 241H105L106 239ZM115 239V243L113 242V240ZM201 238H202V240H201ZM215 240L214 242H213V239ZM226 238V239H225ZM230 238V239H229ZM246 238H257V239H259V240H257V239H255V240H251V239H246ZM42 239H44V240H42ZM84 239V240H83ZM90 240V241H88V240ZM93 239V240H92ZM96 239H98L97 240V242L95 241ZM123 239H125V241L123 240ZM126 239L128 240L127 242H130L131 243V240H132V243L130 244V243H126ZM135 239V240H134ZM207 241H206V240ZM212 239V242L210 241ZM92 240V241H91ZM117 240H119V242H117ZM217 240V241H216ZM218 240H220V241H218ZM244 240V241H243ZM245 240L248 242V244L245 242ZM0 241H1V239H0ZM95 241V243H97L98 244V246L100 247V248H102L103 250L104 249H106L107 247H108V249H106V250H101V251H103V252H101L102 254H103V256H101V258H100V255H102V254H100L99 252V249L100 248H97V245H95L96 246V249L97 250H95V248H94V250H93V248L91 247V246H93L94 244H91V242L93 243ZM100 241V242H99ZM156 241H159V242H157V243H155ZM204 241H206V244H204L205 242ZM224 241V242H223ZM251 241L252 242H254V243H251ZM261 242L262 244H263V247L262 248H259V247H261L262 245H261V243L259 244V242ZM83 242V243H82ZM86 242H88V243H90V244H86ZM99 242V243H98ZM107 242V243H106ZM116 242L118 243V244H116ZM195 241H192V243L191 244H193ZM211 242V243H210ZM218 242V243H217ZM243 242H245V244H243ZM257 242V243H256ZM45 243V242H44ZM126 243V245H123V244H125ZM158 243H160V244H158ZM208 243V244H207ZM249 243H250V245H249ZM85 246H83V245ZM104 244V245H103ZM106 244V245H105ZM107 244H108V246H107ZM117 245V247H115L116 245ZM128 244H130V245H128ZM163 245V246H160V245ZM242 244V245H241ZM247 244V245H246ZM251 244H253L254 246H256V247H254L253 245H251ZM256 244V245H255ZM39 245H41V244H39ZM88 245V246H87ZM101 245V246H100ZM103 245V246H102ZM114 247H113V246ZM119 245H121V246H119ZM157 245H159V247L157 246ZM196 245V244H195ZM195 245H193V246H195ZM209 245V246H208ZM245 245V246H244ZM257 245H259L258 247H257ZM261 245V246H260ZM83 246V247H82ZM95 246H93V247H95ZM105 246H106V248H105ZM110 246H112V247H110ZM126 247V249L124 248V247ZM129 246V247H128ZM167 246V247H166ZM249 246V247H248ZM251 246H253V247H251ZM88 247V248H87ZM142 248V249H140V248ZM149 248V249H147V248ZM175 247H176V245H175ZM246 250H248V251H245V249ZM83 248H84V250H85V252H84V250H83ZM91 248V249H90ZM111 248H113V250L111 249ZM119 248V249H118ZM144 248V249H143ZM145 248H146V250H150L149 252L148 251H145V252H142V251H144L145 250ZM157 248V249H156ZM161 248V249H160ZM248 248V249H247ZM250 248V249H249ZM259 248V249H258ZM23 252L24 251H27L26 249H30V246H24V247H21L20 248ZM122 249H123V251H122ZM159 249V250H158ZM176 249L178 250V247H176ZM241 249V250H240ZM243 249H244V251H243ZM253 249H254V252H253ZM258 249V250H257ZM261 249V250H260ZM82 250V252H80ZM91 250L92 251V253H90L89 251ZM112 250V251H111ZM126 250H127V252H129L128 253V255L126 254ZM252 252H251V251ZM63 251H65V252H63ZM118 251V252H117ZM122 251V253H120ZM137 251H139L138 253H137ZM156 251H159V252H161V253H159V252H156ZM179 251V250H178ZM239 251V252H238ZM241 251H243V252H245V253H243L242 255H240V253H241ZM67 252H68V249H61V251H60V253H61V255L62 254H67ZM105 252H106V254H105ZM123 252L125 253L124 255H123ZM136 253V254H134V253ZM151 252V253H150ZM247 252H249L248 254H246ZM261 252V253H260ZM79 253V254H78ZM131 253H132V255H131ZM141 253V254H140ZM143 253V254H142ZM145 253H147V255L145 254ZM156 253H159V255L157 256L156 255ZM251 253V254H250ZM254 253V254H253ZM82 254V255H81ZM138 254V255H137ZM237 254H238V256H237ZM253 254V255H252ZM81 255V256H80ZM86 255H87V257H86ZM129 255H131L132 257H134V258H132L131 256H129ZM141 256L140 257V259H139V257L137 258V256ZM149 255H153V256H155V257H153V256H151V258H152V261H151V259H150V257H149ZM161 255V256H160ZM247 255V256H246ZM249 255H252V256H249ZM254 255H257V256H254ZM258 255H261L262 257H259ZM71 256H72V258H71ZM85 256V257H84ZM96 256V257H95ZM119 256H121V257H119ZM124 258H123V257ZM239 256H243V257H247V258H251L250 260H248L247 258L246 259H244L243 257V260H242V258H240ZM75 256L74 255H70V257L69 258H71V259H73ZM102 257H104V258H102ZM130 257L132 258L131 260H133L134 262L133 263H129L130 261H129V259H130ZM147 257V258H146ZM256 259H255V258ZM129 258V259H128ZM139 260L138 262H135L137 259ZM154 258V259H153ZM239 258L241 259V260H239ZM253 258V259H252ZM259 258H261V260L259 261ZM83 259H81V261L79 262L80 264H82L83 263ZM95 259V260H94ZM98 259H99V261H98ZM101 259V260H100ZM105 259V260H104ZM124 259V260H123ZM128 259V260H127ZM142 259V260H141ZM147 259H148V261H147ZM89 260V259H88ZM122 260V261H121ZM141 260V261H140ZM248 260V261H247ZM253 260V261H252ZM255 260H257V261H255ZM40 261H42V260H40ZM90 261V260H89ZM161 261V262H160ZM192 261V260H191ZM195 261V262H194ZM196 261H197V263L198 264H200L199 262H198V259H196V257L194 258V260L192 261L194 264H197L196 263ZM238 261H240V262H238ZM247 261V262H246ZM37 262L39 263V260H37ZM45 262L47 263V264H52V263H50L51 262V260H50V262L49 261H46L45 260ZM49 262V263H48ZM99 262V263H98ZM145 262V263H144ZM153 262V263H152ZM158 262H160V263H158ZM243 262V263H242ZM252 262V263H251ZM90 264L88 261L87 262H85L84 264ZM192 263V264H193Z\"/></svg>",
    "mask_w": 264,
    "mask_h": 264
}]
</instances>
